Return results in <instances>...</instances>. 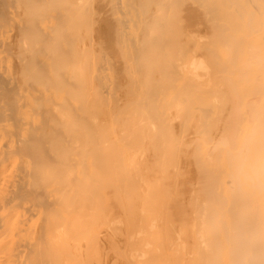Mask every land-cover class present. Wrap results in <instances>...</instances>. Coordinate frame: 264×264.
Instances as JSON below:
<instances>
[{
    "label": "bare ground",
    "instance_id": "6f19581e",
    "mask_svg": "<svg viewBox=\"0 0 264 264\" xmlns=\"http://www.w3.org/2000/svg\"><path fill=\"white\" fill-rule=\"evenodd\" d=\"M86 2L89 3V1H86ZM86 2H85V0H0V49H2L3 52H4V50H6V52H7L6 54H8V52H10V51L11 52L9 54L14 53L15 58H16V66L15 67H17V69H16L17 76H16V78H14V77L10 76V74L5 70V68L2 65V58L0 57V107H2L3 105L8 106V103H7L8 95H10L11 92H14V93L18 92V93H24L25 94V99L23 102L19 98L16 99V101H17L16 106L17 107L15 110L18 113V119L14 123L10 122V120H8L6 117H4L5 116L4 115L5 110L0 108V264H105V261H106L105 256H106V254H108L107 252H109L108 249H107V252L105 251V249L107 247L106 244H108L107 242L110 241L113 244V246H114L115 242H118L115 240L116 238H114L112 236L113 234L110 235V233H112V232H110L112 229H110V231H108V232H110L108 234V232L105 228L106 225L108 224L107 223L108 220L111 219V218L109 219V217H112L115 214V212L112 216L109 215V213L106 214L107 209L110 207V205L112 206V203L114 204V209L116 208L114 198H116V200L119 198L118 199L119 201H120V199H122V196H120V194L118 195V193H117L118 189L119 188L122 189V187L119 186V188H117L118 187L117 185L116 186L113 185V182L116 181L118 176H119L118 173H120L118 171V169L120 168L123 170V168H121V165H120L121 163L118 160H119L120 156L125 152V150L129 149L131 144L134 145V147L136 146L135 144H139L138 145L139 147L136 146L138 148H136V147L135 148L133 147V148H134V150L135 149L136 150L141 149V151L143 152L144 151V149L142 150L143 146L141 147L140 145H144V144L146 145V143L147 144L149 143L147 141V139H146V141H144L145 139H143V135L146 134V131H147V133H150V135H151L149 137L152 138V132H153L152 129L159 125L158 121H157L158 125L153 122L154 125H156V126L152 127L153 125L151 126V124H149L151 126V128H150V126L148 124L145 125L144 121H146V119H143L142 122L140 121L142 119V117L146 118V116L144 114H142V117H139L140 114H139V116L137 115L138 121H140V122L137 121V118H135L134 120H136L137 123H139V124L140 123L142 124L144 122V128L141 130L143 131L144 129H148V130L150 129L151 131L149 130L150 131L149 132L148 130H146L144 133H141V131L138 130V132L140 131L139 134H140V137L142 136L143 140H141L140 137L137 138V140H134V138L132 140H130L128 137H126V138H124V137L125 136H129L130 138L133 137L131 135L132 133H129L133 130V128H132L133 122L130 121L131 117L127 116L129 118V122H125L126 119L122 120L126 124L129 123L131 125V130L128 132L129 134L124 132L123 135H121L119 133L118 136H120V135L121 136L118 137L116 135L118 134L117 129L120 126V124H119L120 122H119L117 116L115 115L116 118L113 119L112 121H113V125L116 126L115 129L117 128L115 130L116 135H114L113 138L109 139L108 138L109 134H110V133H108L109 130L108 131L105 130V129H107L106 125H108V124L105 122V128H104V126L102 127V123H104V121L101 123V120H99L96 115H92V116L89 115V112L86 109L87 105H85L86 104L85 99L87 98L86 97L87 94L84 98V94H85L84 90H86V89L83 87H85V86L78 85L79 80H80V82H79L80 84L83 81L85 82L84 77H81V79H83L82 81L80 78H78L79 76H81V74H79V72H78L79 70L76 71L78 73V74L76 73L78 77L76 76V74L74 75V73H73V75L70 74L71 76H68L67 74H65L66 70H68L69 68L75 69V67H79L76 64V60H78L81 57V58H83L82 60L84 61L86 56H87L86 53L89 50H86L83 48L84 50L82 49V52L84 53L85 57L84 56L82 57L83 53H82V55H81V53H79V55H81V56L78 57V52H77L78 50L76 51V50H74L75 48H73L75 45L74 46H71V45L66 46L67 45L66 44L67 41L65 38L66 35L63 32V30H75V28L78 26V23L80 21L82 13H84V11H85L84 7L86 6L85 5ZM91 2L92 1L90 0V3ZM100 2H99L100 5L101 4H102V6L106 5V8H108L107 12L109 14L108 16L110 19L109 25H111V27L109 29V30H111V34L109 33L108 36H112L111 43L109 42L110 40H108L107 37H105V38L109 42V46L112 49L114 47V52L112 51L113 54H111V52H110L111 56L112 55L114 56L116 54V52H118V54H120L119 51L121 52L122 50L128 51V56H126L128 58L126 61L123 57L121 58L118 55H116V56H118V58L120 60L121 59H124V60H121V62L119 63L117 61L118 60L117 58H116L117 60L113 59V61H114L113 65L114 66L117 67L116 64L119 63L120 66H118L117 68H119V67L123 68L124 67V69H126L128 64H129V61L132 62V61L138 60V59L140 61V59H142L143 62H141L142 63L141 66L142 67L144 66L143 70H144V73H146L144 75H147L148 80L150 79L148 76H150L153 71L154 72L158 71L157 72L158 77L160 75H163V76L170 79V80L169 79L167 80V78L166 79L163 78L165 83H166V81H168V82L171 81L170 82V84H171L172 80H173L175 83H177L179 85V89H180L179 93L181 92L183 94V92H185L188 88L190 89L193 87L194 90H196V88H203L204 89V88L209 87V83L207 81L202 82L201 80L198 79V76L200 75L199 74L200 69L206 71L210 65V67H211L210 73H213L212 72V69H213L215 75H218V77L220 75V78L222 75V79H220V80L221 81L224 80V82L222 81V83H224V85L226 86V88L229 91L233 92L230 94L234 95L233 99L235 102H234V104L233 103L231 104L233 106V107L232 106L231 107H232L234 112L232 110L229 111V109H228V111H229V113L227 112L228 114H230V112L232 111V114H230V117L228 118V120L231 118L230 124L226 120L227 123L229 124L228 129H226V131H228L226 134V137L228 138V135H229L228 142H226V143L222 142L223 146L220 148L217 147L216 149H214L215 147L213 145L212 152H215L214 150H216V152H215L216 154L208 152L209 150L207 151V153L210 154L208 156L212 158V161L214 160L213 158H215V160H216V158H219V156H221V153H223L224 155L225 154L228 155V156H225L226 161H224V163L220 159H219L220 161L217 160L220 163V165H217V167H216L219 173L218 172L216 173L217 170L215 171V178H217V182H218L215 187H216L217 191L220 193H221L222 186L224 187V184L226 183L227 189H225V188L224 189L226 191L227 190L229 191L228 188H230L232 194L235 196V194L237 192V191L235 192V190H237V188H238V186L236 187V185H237V183L238 184L240 183V179H239L240 174L243 173L244 170L247 173L246 168H248V179L245 176L246 177L245 179L248 180V220H247L248 221V230L245 231L243 228L238 230V229H236L237 227L231 225V221L230 222L228 221V220H231V218L233 217L231 215H235L236 213L234 212V209L230 208L232 206H230V207H227V205L225 206V204H224V199H225L224 195L225 194L221 193L224 196V199L222 200L223 204L219 203V202L216 203L217 201L216 200L214 201V199L212 201L209 196H208L209 198H207L206 196L204 197L203 194H205V192L202 191V193H201V189H202L201 187L202 186L199 183V185H200L199 189L200 190L199 189L197 190L198 193L196 194L197 195L196 197H199L198 194L200 191V195L203 196L202 199L205 198L204 203L202 202L205 206L207 204H210L213 206L216 205V207H219L221 210L223 209L222 211L225 213V215H223V216L226 217L228 215L227 217L229 219L228 220L226 219V220L230 223V226H232L231 229L234 227L232 229V231L233 232L235 231V232L234 233L232 232L233 233L232 234L230 232L231 229L228 226L229 227L228 229H230L229 232L231 233V237L234 235L232 237L233 240L238 237L239 233L241 234L240 236L243 235L246 238L248 237V247H246L244 249V250H248V261H247L248 264H264V0H104V2H105L104 4L102 3L103 2L102 0H100ZM89 4H88V6H89ZM95 4L97 5V2ZM96 9H99V7H95V10ZM100 9L97 10V11H99V12H97L98 13L97 14L98 19H101V17L103 18V16L100 14L101 13ZM104 9H101L103 13L107 10V9L106 10H104ZM86 10H88V9H86ZM85 12H87V11H85ZM86 14H88V13H86ZM91 14H92V12L90 13V15ZM99 14L101 15L100 18H99V16H100ZM103 15H105V14H103ZM90 18L91 17H89L87 19H90ZM98 19H96V20H98ZM95 21H94V24H95ZM89 23H91V22H89ZM89 23H87V25ZM106 24L108 25V23H106ZM80 25H81V22H80ZM109 25L107 26L108 28H109ZM100 26H102V20H101ZM79 27H81V26H79ZM87 27H89V26H87ZM83 28H85V27L83 26ZM105 28L101 27V29H105ZM92 29L96 30L94 26ZM79 30H81V29L79 28ZM82 30H84V29H82ZM89 30H90V27H89ZM109 30H107V31H109ZM203 30H204V32H206V35H204V36L202 35ZM75 31H74V33H75ZM101 31H104V30H101ZM97 33H96V35H97ZM105 33H106V31H105ZM80 34H81V36H83L86 33L83 32V34H82V32H81ZM80 34H79V36H80ZM88 34L90 35V31H89V33H87V36H88ZM102 34H103V32H101V35ZM104 34H103V38L106 35V34L105 35ZM99 35H100V33H99ZM100 38L102 39V36ZM108 38H110V37H108ZM94 39H95V36H94ZM81 40H82L81 42H83L84 39H81ZM97 40H95V41H97ZM68 42H70V41H68ZM87 44H88V42H87ZM187 44H189L190 47H193V46L200 47L201 51L204 53L203 56H205V57L201 58L198 54L197 55L199 57H197L195 54H193L191 56V60L188 64L186 61V59L189 56V54H188L189 50L188 51L186 50ZM87 46H86V48H87ZM104 46H105V44H104ZM107 46H105L106 50L109 48V47L107 48ZM189 46H188V48L190 49ZM82 47H84V46L82 45ZM97 47L98 46H96L95 48L97 49ZM100 47L102 49V46H100ZM94 49H93V51H94ZM101 49L98 48L97 51L99 50V52H100V51H102ZM111 50L109 49V51H111ZM80 51H81V49H80ZM97 51H94V52H97ZM101 53H102V55L105 54L103 52H101ZM99 55L100 54H98V56ZM108 56L110 57L109 53H108ZM120 56H122V52H121ZM2 57H4V56H2ZM77 57H78V59H77ZM102 57H103L102 59L106 58V57L104 58V55ZM10 59H11V57H10ZM88 59H89V57H88ZM80 61H81V59H80ZM102 61H104V60H102ZM122 61H125L126 64L123 63ZM94 62H95V59H94ZM98 62H99V60H98ZM112 62L109 60V63H112ZM11 63L13 64V66H11V67L13 68L15 64L12 61H11ZM84 63H85V61H84ZM88 63H85V64L87 65ZM104 63H103V65H104ZM122 64H123V66H122ZM113 65H111V67ZM83 68H86L85 65L83 66ZM113 68L114 67H112V71H113ZM134 69H136V67ZM14 70H15V68H14ZM98 70H99V68H98ZM202 70H201V72H202L201 74L203 76ZM71 71H72V69H71ZM81 71H85V69H82ZM123 71L125 72L126 70H121V73ZM11 72H14V71L12 70ZM119 72L117 71L115 74H117ZM126 72H128V71H126ZM80 73H82V72H80ZM87 73H86V75H87ZM206 74L209 77L212 76V74L208 75L209 71H207ZM118 75L120 78L121 74H118ZM144 75L142 74V76H144ZM155 75H156V72H155ZM155 75L153 73L154 78H156ZM122 76L123 77H121V79L124 78V75H122ZM202 76H200V77H202ZM207 76H205L204 78H207ZM214 76H212V78ZM92 77H94V76H92ZM127 77H130V75L129 76L127 75L125 78H127ZM158 77L156 79L151 78L154 80L153 81L154 83H152V84L155 85L156 84L155 82H158V79H160V77L159 78ZM218 77L215 76V79H217ZM115 78L117 79L118 76H116ZM125 78H124V80L127 81L128 79H125ZM204 78H202V79H204ZM75 79H76V81H75ZM139 79H140V81L144 82L141 85H144L147 82V81H144V80H146L145 77H144V79H143V77L139 78ZM141 79H143V80H141ZM89 80H90V78H89ZM118 80L123 81V80L117 79V81ZM131 80H132V78L130 79V81ZM218 80H219V78H218ZM247 80H248V97H247L248 103L246 102V105H248V110L245 109V111H246L245 113H248V115H247L248 116V124L246 123V126L248 125V127H247L248 128V139L244 135L246 130H244V133H243V135H244V137H246V139H242V140L237 139V138L230 139L231 138L230 135L234 136L235 134H237V131L239 130V127H240L239 121H240L241 115H240L239 110L237 108L238 107L237 103H238V100L240 98H242L243 97L242 95L244 94L243 92H241L240 84L244 81H247ZM133 81L135 82L134 78H133ZM151 81H150V83H151ZM216 82L217 81H215L214 84ZM132 83L130 82V84H132ZM159 83H160V81H159ZM165 83H164V85H162L160 83L162 86L160 84L159 85L156 84L159 86V88H158L159 90L157 92H159V91L162 92L161 90H163V89L160 90V88L167 85ZM96 84H97V82H96ZM216 84H218V82ZM83 85H85V83H83ZM113 85H115V83ZM156 85H155V87H156ZM218 85H217V87H218ZM222 85H220L219 88ZM130 86H132V85H130ZM148 86L150 88L153 87V86H151V84H149ZM167 86H169V85H167ZM122 87H123V91H122ZM122 87H120L118 85L117 91H119V92L122 91L121 93H123L125 91V89H124V86H122ZM82 88H83L84 92L82 91ZM93 88H94V86H93ZM95 88L97 89L96 86H95ZM95 88L93 89L94 91H96ZM103 88L107 89L108 87H103ZM226 88H224V87L222 88L224 96L226 94L225 92H228V94H229V91L224 90ZM88 89H90V88H88ZM111 89H112V92H114L113 86ZM120 89H121V91H120ZM166 89H167V87H166ZM137 90H138V88H137ZM197 90H199V89H197ZM213 90H214V88H213ZM212 91H211V93H212ZM96 92H98V91H96ZM96 92H94V93H96ZM104 92H105V94H107L106 90ZM136 92H138V91H136ZM94 93L92 96L95 98ZM98 93H100V92H98ZM121 93H119V94H121ZM146 93H148V92H146ZM218 93H219V91H218ZM212 94L217 95L215 91ZM220 94H221V92H220ZM101 95H99L98 97H101ZM112 95L113 94H111L110 98L113 97ZM146 95H148V94H146ZM103 96H102L103 99H105L107 97V95H106V97L104 96L105 98ZM119 96H121V95H119ZM124 96H126V92L124 93ZM178 96H179V94H178ZM221 96H222V94H221ZM221 96H219V98ZM116 97H117V95H116ZM126 97H124V98L126 99ZM136 97H137V95H136ZM225 97L231 98V96L228 97V95H226ZM225 97H223V98H225ZM114 98H115V96H114ZM119 98L121 99L122 97H119ZM119 98H115V99H119ZM40 99L42 101L44 100L46 102V104L42 105V103L41 104L39 103L40 104L39 105L38 102H40V101H37V100H40ZM103 99L100 98L99 101L100 100L104 101ZM13 100H14V98H13ZM72 100H76L80 103L77 105V108L72 105ZM127 100H129V99H127ZM132 100H133V97H132ZM149 100H147L148 104H151L149 102ZM183 100H184V98H183ZM183 100L181 102H183ZM226 100L228 101V99H226ZM112 101H113V99H112ZM216 101H217V98H216ZM5 102L7 104H5ZM34 102L38 105V107H36L37 105H35ZM96 102L97 101L94 102L95 105H98L99 103L96 104ZM122 102L120 101V103H122V104H120L121 106H119L120 108L117 107L119 101L116 102L117 104L114 106H116V109L117 108L118 109L116 111H114V113L118 112L122 107H124L122 105L125 103V101L122 100ZM128 102H131V99L129 101H127L126 104H128ZM176 102H177L176 100L174 101V103L172 101V103L174 105H176ZM214 102H215V100H214ZM220 102H222V100H220ZM223 102L224 103L226 102L225 99ZM103 104H104V102L101 103V105H103ZM105 104L107 106L108 102L106 103V101H105ZM111 104H114V103L111 102ZM215 104H216V102H215ZM32 105H35V109L37 108L40 112L39 113L40 115L38 114L39 118H37V119H31L29 117L28 118L26 117L27 112H28V107L32 106ZM91 105H92V103H91ZM137 105H139V103ZM223 105L225 106V104L222 103V107H223ZM228 105H229V103H228ZM6 106H3L4 109L5 108L7 109ZM99 106L100 105H98V107ZM217 106L220 107L221 105L219 106L218 102H217ZM11 107L12 106H10V108ZM147 107H149V106H147ZM151 107L153 108L154 105L151 104L150 108ZM172 107H174V109L177 110L175 108V106H172ZM177 107H179V106H177ZM13 108H15V107H13ZM101 108H103V106ZM104 108H106V107H104ZM107 108L105 110H107ZM228 108H229V106H228ZM245 108H247V107H245ZM31 109H33V108H31ZM109 109H112V108H109ZM114 109L115 108H113V110ZM123 109L124 108H122L121 110H123ZM179 109H181V108H179ZM179 109L177 110V113H178V111L180 112ZM199 109L203 112L205 110V109L203 110L202 108H199ZM221 109L223 110V108H221ZM221 109L218 110L219 111V113H218L219 116L217 115L218 118L221 115V112H220ZM224 109H225V107H224ZM1 110H3V112H1ZM148 110H149V108H148ZM207 110H208V108L206 109L205 112H207ZM98 111H99V109L97 110V112ZM150 111L152 113L153 109ZM150 111H149V113H150ZM169 111H170V109H169ZM208 111H211V110H208ZM106 112H108V111H106ZM106 112H105V115H106ZM130 112H131V110H130ZM203 112H200V113L205 116V113H203ZM181 113L183 114V112H181ZM128 114H129V112H128ZM128 114H124L122 116H125ZM187 114H190V113H187ZM207 114H208V112H207ZM228 114H227V116H228ZM148 115H150V114H148ZM151 115L153 117V114H151ZM176 115L178 116V114H176ZM200 116L201 115L199 114L198 117L200 118ZM204 116H202V117H204ZM22 117H23V120L21 121ZM172 117H173V115H172ZM174 117H176V116L174 115ZM100 118H101V116H100ZM121 118H120V120H121ZM153 118L155 119V117H153ZM196 118H194V119L196 120ZM204 118L206 121H209V119L208 120L206 119L207 116H205ZM215 118H216V116H215ZM215 118H212V119L214 120ZM107 119H106V121H107ZM178 119H180V117ZM201 119L202 118H200L201 122L204 121ZM219 119H222V117ZM184 120L185 119H183V121ZM172 121H171V123L173 124V122L176 120H174L173 122ZM198 121L199 120L197 119V122ZM210 121L209 122L204 121L203 123H208V124L212 123V121L211 122ZM222 121H223L222 124H224L225 123L224 120H222ZM201 122H199V123L202 124ZM213 122H215V121H213ZM216 122H217V120H216ZM218 122H220V120H218ZM137 123H133V124H136V127L138 126L139 128L143 127V125L139 126ZM146 123H148V121H146ZM215 123L214 124L212 123L213 126L217 125V123L216 124ZM172 124H170V125H172ZM175 124H177V126H178V123L175 122L174 125ZM179 124H181V122ZM182 124L180 125L181 127L179 128V130L177 129L180 134H182V132L180 131L181 128L186 127V129H187V126H185L187 124L183 125L184 127H182ZM219 124H221V123H219ZM225 124L223 126H225ZM124 127H125L124 125H123V127L120 126V128H124ZM136 127H134V130L139 129V128L136 129ZM175 127H176V125L173 126V128H175ZM214 128H215V126H214ZM224 128H227V125L225 127H223V129ZM127 129L128 128L125 127L124 130L127 131ZM201 129L204 132V127L199 128L198 130H200V132L197 135L201 134V132H202ZM216 129H217V127H216ZM121 130L120 131L118 130V131L121 132ZM181 130H183V129H181ZM192 130L193 129H191L190 131H192ZM194 130L191 132V134L194 133L193 135H195ZM219 130H220V132L222 130L220 126H219L218 131ZM104 131H105V133L107 131L108 135H105ZM155 131H154V133H155ZM166 131H167L168 136H170V137H168L169 139H164V141H163L164 144L163 143L162 144L165 147H166V143H170V141L166 142V140H170L171 138L175 139L176 136H178V139L181 138V137H179L180 135L177 132H176L177 134L175 133L176 134L175 137L171 134L172 132L169 133L168 132V131H170L169 127H168V130H166ZM216 131H214L215 132L214 134H216ZM187 132H185L186 133L185 136L187 137V138L185 137L186 141L188 138L192 137V135L190 137H188L187 135L189 133L187 134ZM196 132H198V131H196ZM206 132H208V131H206ZM133 133H137V132L134 131ZM209 133L212 134L211 132H209ZM148 135L146 137H148ZM160 135L163 136V138H166V137H164V135L162 133ZM197 135L193 136V137L198 138L199 136H197ZM201 135H203V133ZM205 135H206V133L204 134V136ZM222 135L223 134H221L220 136H222ZM224 135H225V133H224ZM224 135L222 137L225 138ZM106 136H108V137H106ZM165 136H166V134H165ZM146 137L144 136V138H146ZM182 137L183 138L181 139V142H182L181 144H183V146H184V141H185L184 135H182ZM207 137H208V133H207ZM214 137H215V135H214ZM163 138H162V140H163ZM139 139L141 141H144L145 143L140 144L141 141H139ZM208 139H209V137H208ZM208 139H204V140H208ZM213 139L215 140L217 138H213ZM160 140H161V137H160ZM209 140H211V139H209ZM218 140H219V138H218ZM150 141H152V139H150ZM175 141H177V138L175 139ZM195 143L196 142H194V144ZM216 143H218V141H216ZM152 144L154 146V143H152ZM173 144H176V146H174V148H176L175 149L176 151L173 150L174 152H181L182 151L181 150V149H183L182 145L178 144V145H180L181 149L179 148V150H181V151H179V150L177 151L178 145L176 142H173V143L171 142L170 147L173 148ZM192 144H190L189 147L191 149H194L195 147L194 148L191 147ZM199 144H197V145H199ZM213 144H215V143H213ZM218 144H220V140H219ZM163 146H161V147L164 149ZM156 147L162 149L160 147V145L158 146V144L156 145ZM196 147L199 148V146H196ZM147 148L150 150L152 149L150 146ZM172 148L166 147V149L168 151L171 150L170 152H168V155L174 154L172 151ZM190 148H187L188 151L186 149L185 150L187 152L192 153L193 150L190 151L189 150ZM209 148H211V147H209ZM163 149L161 151H165ZM134 150H132V147H131L130 151L132 152ZM139 150H138V153L140 152ZM150 150L146 151L147 155H149V153H151V160L150 161H152L153 157H154L153 158L154 160H157L158 157H155L154 152H157V154L161 153L159 151V149H157L158 151H155L156 148L154 150V147H153L152 150H154V152H151L152 150L151 151ZM142 152H140L141 155H142ZM140 153H139V155H140ZM152 153L154 156H152ZM161 154H164V158L162 157L163 155H160V154H158L157 156L160 155L159 158L164 159V162H162V159H160V160H161L162 164L164 163L163 165H165V167L168 166L166 164H169V165L172 164L173 165V162H171L170 160L174 156L171 157L172 155L171 156L169 155L168 157H171V158H169L170 163L169 162L167 163L168 157H167V160L165 163V158L167 156L166 155L167 153L165 154L164 152H162ZM193 154L194 153H192V155ZM211 154H213V155L211 156ZM132 155H134V154L132 153ZM139 155L136 154L135 156L137 157ZM143 155L146 156V154H143ZM176 155H178V158L181 161H182L183 157L185 158V155H186L189 158V162H188V160L186 161L185 159H183L186 162L185 164L189 165L192 163V161L190 160V157L188 156L189 153H188V155L185 153V155L183 157L181 156V154H180V157H179V154H176ZM224 155H222L223 158H224ZM135 156H132V157L135 158ZM145 156H139L138 159L140 157H142L145 160ZM129 157H130V155H129ZM181 157H182V159H181ZM134 158H133V160H134ZM142 158H141V160H142ZM148 158H150V157H148ZM175 158L176 157H174L173 159L175 160ZM193 158L195 159V156H193ZM179 159L177 161H179ZM194 159H193V162H194ZM240 159H244L245 163L240 162ZM135 160H134V162H135ZM120 161H122V160H120ZM177 161L174 162V164H176V163L178 164ZM181 161H180V165H178V166H181V168L177 167L178 171H179V169L182 170L183 166L185 168H187L186 165H183V163ZM212 161H210V162H212ZM217 161H215V162L217 163ZM16 162H18L16 167L19 165L18 169L15 168L16 169L15 173L11 174V170L9 169V167H11V165H14V163H16ZM153 162L155 163V161H153ZM161 162H159V160H157V163H161ZM140 163H142V161ZM148 163H150V162H147V163L143 162L142 164L147 165ZM181 163L183 166L181 165ZM216 163H214V165ZM195 164H196V162H194V165ZM131 165L133 166L132 163H131ZM159 165L157 164V166H159ZM172 165H171V173L175 169V165H174V168H172L173 167ZM134 166H133L134 168L133 167H131V168L135 169L137 166L139 167L138 164L134 165ZM149 166L150 165L148 164L147 168L149 170H151V168H149ZM191 166H192V164H191ZM138 167L135 170L137 172L139 171L138 173H140V170H137V169H140ZM140 167H144V166L140 165ZM196 167H198L197 164H196ZM196 167H195V169H196ZM11 168H14V167L12 166ZM169 168H167V169H169ZM191 168L188 167V169H186V170H189L188 172H186L183 168V170L186 172V173H184V171L182 170L183 174L181 173V175L185 176L183 178H187L186 177V176H188L187 173H189L192 170ZM199 168L200 167H198V169H196V170L194 169L195 171L193 173L195 174L196 171L198 173H200L202 168H201V170ZM130 169H129V171H130ZM133 169H132V171H133ZM144 169H142V170H144ZM156 169H158V168H156ZM167 169H166V171L168 172L170 169L169 170H167ZM213 169L214 168L210 169V171H212ZM158 170L160 173L162 171L163 175L165 173L168 176V174L170 173V172L167 173L166 171L164 172V166L161 169L159 168ZM144 171L146 172V169ZM175 171L173 173L174 174L177 173L176 178L177 177L179 178V174H180L179 172L180 171L179 172H177V171L175 172ZM143 172H142L143 175L146 174L145 172L144 173ZM223 172H224V174L227 173L231 176L229 179V175H226V176H228L227 178L229 179V182L231 183V186H229V187L227 186L228 184L230 185V183H228V182L223 183V185L221 186L223 181H220V177H222L220 174H222ZM133 174H134V171H133ZM153 174H155V173L152 172L151 175L153 176ZM157 174H158V172H157ZM201 174H203V173L201 172ZM212 174H213V172H212ZM134 175H132V176L136 177L137 174H134ZM143 175L138 174L137 176H140L139 177V179H140V178H142ZM198 175H200V174L196 175L197 178L199 179L201 175L200 176H198ZM242 175H241V177H242ZM164 176H165L164 178L167 177L166 175H164ZM157 177L158 176H156V178ZM192 177L194 178L195 176H191L190 180L193 179ZM224 177L225 176H223V178ZM143 178L141 180H143ZM145 178L147 179L148 177L145 176ZM150 178L151 177L149 176V179ZM156 178H154V179H156ZM171 178H173V174H172ZM171 178L167 179L168 180L167 182H169V184L165 181L166 179H164L166 184H168V186L166 185L168 187V189H170L169 187H170L171 181L173 182L176 179V178H173V180H171ZM178 178H177V181H178ZM197 178L195 177L193 179V181L196 179L197 184H198L200 179L198 180ZM242 178L244 179V177H242ZM121 179H123V181H124V178H122V177L119 178L120 183L122 184L123 181ZM149 179H147L144 182L138 181L139 182L138 183L136 181L138 179L135 180L133 178V183L135 181V183H134L135 187L139 188L137 191L139 192V190H140V192L138 194H140V195L142 194L140 201H142V199H143L142 202L145 204L144 207H148V208L150 207L149 204H151L150 201L148 202V200H151L149 197H150V195L155 194V193H153L154 189L151 186L152 181L151 180L148 181ZM119 180H118V182H119ZM129 180L132 181V179H128V181ZM158 180H160V179L158 178ZM158 180L157 179L155 180V185H156ZM161 180H162V182H164L163 179H161ZM188 180L183 179L182 182L185 183V181H187V182H189V184L192 185L193 181L192 180L188 181ZM224 180H226V178ZM180 181H181V179H180ZM196 181H194L193 183H195ZM140 182H142L143 185L146 183L145 184L146 189L151 184L149 186V189L152 188V189H150V191L153 190L152 194H150L149 193L150 191L148 192V190L145 193H148L149 195L144 193L145 194L144 197L147 198V196H148V199H147L148 203L145 201V198L143 197V191L144 190L140 189V187L142 188V185H141L142 183L140 184ZM149 182H151V183L149 184ZM130 183L131 182H129V187L133 186ZM203 183H205V182H202V184ZM138 184H140V186ZM157 184H158V186L156 189L158 191H159V189H163L162 187L159 188V185L161 183H157ZM178 184H179V181L176 184L174 183V186H172L173 184L171 185L172 186L171 189L173 190V192L172 191L171 192L175 194V195L172 194L175 197H176V194L178 192L175 193L174 189L177 188L178 191H180L179 186L177 187ZM187 184H186V186L188 187V188L186 187L187 191L185 190V185H181V187L184 186V189H182V191L183 192L186 191L185 193H189L188 191L190 190V194L193 193L191 191L195 190L194 189L195 187L192 189V186H194V185L191 186V185H187ZM197 184H196V186H197ZM175 185H176V187H175ZM232 185H234L235 190H232V189H234L232 187ZM126 186H127V184H126ZM203 186L205 188L206 185H203ZM135 187L134 188L130 187L128 189V192L132 188V189H134L133 193L135 192L137 194V191H135ZM167 187H166V189H167ZM143 188H144V186H143ZM189 188H191V189H189ZM197 188H198V186H197ZM206 188H207V186H206ZM166 189L164 188L163 189L164 191L161 190V192H159V193L161 194L162 192L163 193L166 192ZM216 189H215V191H216ZM141 190H143V191L141 192ZM204 190H206V189H204ZM120 191H121L120 193H122V190H120ZM158 191L156 193H158ZM226 191L223 190V192H226ZM228 191L226 193V198H228L227 194L230 193V191L229 192ZM125 192L127 193V191H125ZM207 192H208V190L206 191V194H208ZM131 193H132V191H130V193L127 195L129 196ZM133 193L130 195L132 198V200L130 199V201H134L133 200L134 197H135V200L137 199L138 194L136 195ZM180 193H178V194H180ZM194 193H196V192L194 191ZM109 194H111V195L115 194L114 195L115 197L109 196ZM190 194H188V195H190ZM215 194H216V192H215ZM218 194L219 193H217V195ZM238 194H240V192ZM238 194H236V195H238ZM116 195H118V198L116 197ZM132 195H134V197ZM140 195H138V198L140 197ZM167 195H169V193ZM124 196H125V194H124ZM157 196L159 197V194H157L156 196L154 195V197H151V198H154V200H155L157 198ZM160 196L163 199L165 198V200H167V198L169 197V196L167 197V196H162V195H160ZM181 196H182V193H181ZM181 196L178 195V198L176 197V199L178 200L179 197L181 198ZM190 196H192V195H190ZM241 196H243V195H241ZM111 197L113 198L114 202L111 203L109 201V203L107 204L106 203L107 198H111ZM127 197H124V198H127ZM183 197L181 200L179 199L178 202L183 201V199H185V196H183ZM188 197L189 196H187V198ZM243 197H245V196H243ZM112 198H111V200H112ZM221 198H222V196H221ZM171 199L173 201L174 198H171ZM118 200H117V206L120 207V204H118L119 203ZM125 200H127V199H125ZM154 200H153V202H155ZM235 200L237 201L238 199L235 198ZM242 200H245V198H242ZM161 201H163V200H161ZM184 201H186V200H184ZM187 201H189V202H187V205H189L188 203H190L191 201L189 199ZM207 201H209V203ZM228 201H229L228 205H230L231 200H228ZM194 202L191 203V204H193L191 206V209L194 206ZM206 202H207V204H206ZM239 202H240V200H239ZM120 203L122 206V207H120V209L122 210L124 203L123 202H120ZM132 203H135V205L133 204L134 205L133 209L135 206H136V208H135V211L133 210L135 212V213L133 212V214H136V211H138L137 206L141 204L143 207V203L137 204V200H136V202H132ZM159 203H160L159 201L157 203L155 202V205H157ZM162 203H164V202H162ZM165 203L167 204L166 201H165ZM165 203L162 204V205H164L163 208H166ZM173 203H175V201L172 202L171 208H173L172 210L175 209V216L177 213L176 212L177 209L179 211L181 210L180 217H181V220L183 223L185 220V217H184L185 215H184V212L182 211V208L180 209V207H183L184 205L181 206L183 204L182 202H181L182 204L180 203V205H179V203H177L180 206L179 207L178 205L176 206V203H175L176 207L174 206L175 207L174 208ZM106 204L107 205L110 204L108 208L106 207ZM127 204H128V202H127ZM152 204H151V208L154 210V205H152ZM168 205H169V203H168ZM187 205H186V207H190ZM237 205H238V201H237ZM124 206H125V204H124ZM224 206L228 208V209H225L226 211L223 208ZM177 207H179V208H177ZM195 207H194L195 210L198 208L197 209L198 212L199 211L202 212L203 210L206 209V208L202 209L201 208L202 205L200 203L198 204V206H196V204H195ZM208 207L206 209L207 211L202 212L203 215L206 212L209 213V211L211 210L210 206H208ZM216 207L214 206V208H212V211ZM238 207L240 209V206H238ZM219 208H218V210H219ZM18 209H22L23 214L21 216L18 215L15 218V220L11 223V225L9 226L8 221H9V215L11 213L10 210H18ZM111 209L110 210L112 212H110V214H112L113 211H116V213L120 212V210L117 211L118 208L115 210L113 208H111ZM201 209H202V211H201ZM145 210H147V209H145ZM149 210H151V209L149 208ZM153 210H152V212H153ZM155 210H158V209L155 208ZM167 210L169 211V215H170L171 211L169 210V207L166 210H164V211H166L165 212L166 214L168 212ZM183 210H184V208H183ZM187 210L189 211V213H191L189 208L186 209V213H187ZM164 211H161V212H164ZM125 212H124V210L121 211V214H119L121 216L120 218L123 217L122 215H124V216H125V214L127 215V213H125ZM200 212L198 213V215L201 214ZM214 212H215V210H214ZM214 212H211L212 214L211 213L210 214L214 216V214H215ZM221 212L219 213L220 215H218L219 217L222 216ZM241 212H244V211H241ZM245 212H247V210ZM140 213H142V212L140 211ZM149 213H150V211H149ZM193 213H195V211H193ZM196 213H195V215H196ZM117 214H115V215H117ZM137 214H139V212H137ZM241 214H243V213H241ZM107 215H109V217ZM136 215H135V217H136ZM144 215H146V214H144ZM157 215H161V214L159 213ZM162 215H163L162 220L164 219V222H165L166 227H167L166 228L167 230H164V231H165V233H167L166 231H168V227L170 228V226H167V225L170 223H167L168 221H166L167 219L165 220V218H167L169 215L167 214L168 216H166L165 218H164L165 215L164 214H162ZM178 215L179 214H177V216ZM198 215H196V216H198ZM206 215L207 214H205V216ZM142 216H143V214H142ZM172 216L170 215L169 217L171 219L170 221L173 223ZM190 216L191 215H189V217ZM199 216L197 218H200ZM215 216H216V214H215ZM223 216H222V218H223ZM241 216H244V214ZM125 217H127V216H125ZM130 217L131 216L128 215L127 218L130 220V222L131 221L134 222L135 220L130 219ZM146 217H147V215H146ZM158 217L161 218V216H158ZM187 217H188V213H187ZM192 217L193 216H191V219H192ZM206 217L208 218V216H206ZM206 217H205V221L201 220V218H200L201 222H199V223L201 224V223L205 222L206 226L203 224L205 227H208V229H211V227L214 228V226H211V224H210L211 223L210 219L209 218L207 219ZM219 217H217V219ZM127 218L125 219L126 221L123 219L124 221H122V222H125V223H123V225L128 224L127 226H129L130 222L128 223ZM177 218H179V216ZM203 218L204 217H202V219ZM139 219L142 222L140 217H139ZM193 219L196 220V222H197V220L199 221V219H195V218H193ZM206 219L209 220L208 221L209 223L206 221ZM138 220H137V222H138ZM150 220H152V219H150ZM150 220L148 219L147 222L149 223ZM153 220L155 221V219H153ZM168 220H169V218H168ZM174 220L176 221L175 217H174ZM192 220L190 221L191 225H193L192 223H194ZM140 221L138 222V225L136 224L137 229H138L139 225L141 226V224H139ZM143 221H144V217H143ZM154 221H153V223H155ZM156 221L160 222L161 220L159 219ZM221 221L222 220H219L218 224ZM126 222H127V224H126ZM132 222H131V224H132ZM147 222L146 223L143 222L142 226L140 227V230L142 233L141 232L138 233L137 230H135V231H137V233L140 235H142L144 233L143 235H146L148 237L151 234L153 235L154 238L156 237V235L159 236V232L161 233L163 230L161 231V229H160V231H159L158 228H157L158 231L154 230L157 225H155V227L153 225V227H154L153 230L149 229L150 235L146 234L148 228L145 229L144 227L147 225L143 226V224H147ZM161 222H163V221H161ZM161 222H160V224H162ZM164 222H163V224H164ZM186 222L188 223V226L190 227V222L189 221H186ZM206 222L208 223L209 226L206 224ZM234 222H236V218H235ZM241 222L243 223V221H241ZM176 223H177V221H176ZM199 223H197V224H199ZM30 224L33 227L32 235H31L30 239L25 241V242L24 241L20 242V240L14 241V238H13L14 233L22 231L24 226L30 225ZM163 224H162V226H163ZM197 224L196 223L194 224V226H195L194 229H196L195 230V236L196 235L198 236L199 235L198 232H199L202 237H200V235H199L198 239L203 238V236L205 237V239L203 238L205 243L201 244V245H203V247L199 244V249H200V247L205 249V246H206V250H208V248L210 247L208 250L209 251L208 254H207V251H205L206 254L210 257V259L213 258L215 261L217 259V257L219 256L217 262L213 261L214 264L215 263L216 264H224V262L226 264L227 261L228 262L230 261V264H245L242 261L244 259L241 258L243 256L242 254H244L245 251L243 249H240L239 245H236L237 243L233 244L234 241L232 243V245L234 247L233 252L231 251V254H230V252H229V254L227 252V254L230 255L229 258H231V259L227 260L226 259L227 257L225 258V256L222 259L221 257L223 254H218L216 252V249L219 248V244L218 243L215 244V242H217V239H218L217 237H215V236H217V234L215 235V233H217L216 232L217 226L215 227L216 229H213V231H214V233H213L214 241L213 242L214 243L213 242L209 243L210 245L208 246L207 241L211 242V240H213V239H211V240L209 239L210 240L209 241L207 238L208 236L206 237V235H207L206 232H208L207 229H206V232H203V231H205L204 229H203V231L201 230L202 232H200V229H199L198 232L196 233V231H197L196 227L198 226ZM158 225H159V223H158ZM203 225H200V227H202ZM130 226H132V225H130ZM188 226H186V228ZM219 226L221 227V224ZM114 227H115L114 228V230H115L116 224ZM117 227H122V225L117 226ZM124 227H126V226H124ZM142 227L146 231L145 230L143 231ZM172 227H173V225H172ZM174 227H176V225ZM108 228H113V227L109 226ZM130 228H132V227H129V229ZM150 228H152V225ZM163 228L165 229V225H164V227H162V229ZM118 229H121V228H118ZM122 229H123V227H122ZM170 229H172V228H170ZM114 230H112V231H114ZM191 230H192V228H191ZM237 230L239 231V233H237ZM127 231L124 234H126ZM151 231L152 232L156 231V232H158V234H155V232H153L154 233L153 234V233H151ZM185 231H186V229H185ZM220 231L223 233V231H225V230L222 229ZM220 231L218 233H220ZM115 232H116V230H115ZM118 232H119V237H120V235H121L120 231H118ZM128 232H130V231H128ZM184 233H186V232H184ZM187 233H188V230H187ZM204 233H205V235H204ZM209 233L212 234V232H209ZM222 233L220 236H223ZM134 234L136 235V233H134ZM223 234H226V232ZM235 234L237 235V237ZM135 235H133L132 237H134ZM140 235H138V236L136 235V238L140 237V239L138 238L139 240L137 239L138 241L136 240L139 243H137L134 240L135 241L134 244L135 243L138 244V245L135 244L136 245L135 247L138 246L137 248L142 250V253L139 250V251H137V252H140L139 254H136L137 252L135 253V255L131 254L130 256H132L133 258L131 257L130 259H132V261H130V262L126 261L127 264H158L159 262L161 263V261L158 260L159 257H161L162 260H164L163 257H166L167 254H166V256L162 257L159 253L158 254L159 257L157 258V256H156L157 251H155L156 255H152L151 257L149 256L150 259H148L146 261V257L148 256V252L145 251L146 249L143 251V248H141V247H147V244H148V246L150 244L146 242V244H145L146 246H145L144 245L145 242H143V241L145 240L146 237L144 236V238H143ZM152 235L150 237H152ZM166 235L167 234H165V236ZM181 235H182V229H179L178 235H177L178 237L175 241L176 247L174 246V243H173V247H174L173 249H175L174 251L176 252V254H175L176 257L174 256L173 258H175L176 261L174 259L173 260L170 259L169 262L171 264H172V261H175L176 264H183V261H185L184 259H186L188 257L187 256L186 258L183 259V250H184L183 237L184 236L182 237ZM186 235H188V234H185V236ZM246 235H248V236H246ZM165 236L161 237V239L166 238ZM21 237H22V235L18 234L17 239H21ZM112 237H113V239H110ZM115 237H116V235H115ZM128 237H126V238H128ZM150 237H149V239H150ZM169 237L172 238L173 236L170 235ZM189 237L191 239V236H189ZM211 237L209 236V238H211ZM225 237L226 236H224L223 238H225ZM244 237H242V238H244ZM159 238H160V236H159ZM167 238H168V236H167ZM171 238H170V241H172ZM215 238H217V239H215ZM226 238H228V237H226ZM128 239L126 241L129 242L130 237ZM151 239H152L151 242L153 244V242L156 240V238L155 239L151 238ZM196 240H197V238H196ZM200 240H198L199 243H202V242H200ZM167 241H168V239H166V242ZM240 241H241V239H240ZM128 242H127V244H129ZM156 242L162 244V241H159V242L155 241V244H156ZM187 242H188V240H187ZM169 243H171V242H169ZM169 243H167L166 245L167 246L170 245ZM189 243H191V241H189ZM112 244H108V246L110 245V247L114 248L115 246L114 247L111 246ZM152 244L150 245L151 248H153L152 246H155V244H153V245ZM226 244L227 243L224 244V248H222L223 245H221V248L225 249ZM240 244H241V242H240ZM124 245H126V243H124ZM188 245L186 244V246H188ZM230 245L231 244L229 241L228 247L232 246V245L231 246ZM119 246L120 245H118L116 248H118ZM211 246H212V248H214V249H212L213 252L211 250ZM130 247H132V245ZM135 247L134 248L132 247L131 250H133V249L135 250L136 249ZM158 247H159V245L157 246V248ZM166 247H165V249H166ZM171 247H172V245H171ZM189 247H190V249H188V250H191V245ZM228 247H226V248H228ZM154 248L156 249V247H154ZM158 249L160 250V248H158ZM196 249H198V248L196 247ZM210 250L212 253L210 252ZM225 250H227V249H225ZM122 251H124V250L122 249ZM152 251L154 253L153 249H151V252ZM174 251H173V254H174ZM198 251H200V250H197L195 252L199 253ZM195 252H194V254H195ZM201 252L203 253L204 250L201 249ZM221 252L223 253V251H221ZM111 253H112V251H111ZM153 253H151V254H153ZM199 254H201V253H199ZM204 254L202 256H204ZM215 254L217 255L216 258H214L216 256ZM108 255H109V257L112 256V254H111V256H110V254H108ZM114 255H117V253ZM162 255H164V253ZM118 256H119V254H118ZM112 257H114V256H112ZM115 257H117V256H115ZM196 257H197V254H195V258ZM167 258L164 261H166V260L168 261L169 256H167ZM170 258H172V256H170ZM187 260H188V258H187ZM200 260H202V259L200 258ZM203 260H205V257ZM245 260H247V258ZM119 261H120V258H119ZM206 261L207 260H205L204 262L206 263ZM211 261H212V259H211ZM211 261H210V264H211ZM197 262H199L198 258H197ZM204 262H203V264H205ZM170 263H168V264H170ZM201 263H202V261H201ZM207 263H209V261H207ZM184 264H185V262H184ZM190 264H195L193 258L191 259ZM227 264H229V263H227Z\"/></svg>",
    "mask_w": 264,
    "mask_h": 264
},
{
    "label": "rangeland",
    "instance_id": "374dc122",
    "mask_svg": "<svg viewBox=\"0 0 264 264\" xmlns=\"http://www.w3.org/2000/svg\"><path fill=\"white\" fill-rule=\"evenodd\" d=\"M86 1H89V3H90V0H85V2ZM92 2L89 4L88 2H86V6L84 7V10L85 11H87V12H85L84 11V13H82V16H81V18H80V21H79V23H78V26L75 28V30L79 33H81L82 32V34H83V32H85L86 34H84L83 36H81V34H80V36H79V34L75 31V30H63V32H64V34L66 35V46H68V45H71V46H74L73 48H75L74 50H78L77 52H78V57H80L81 55H82V49L84 48V49H86V50H89V51H87V53H86V58H85V63H88L87 65L84 63V61L82 60L83 58H79L78 59V57H77V59L78 60H76V64L80 67H75V69H73V68H71L72 69V71H71V69L69 68L68 70H66V72H65V74H67L68 76H71L70 74H72L73 75V73H74V75L77 73L76 71L77 70H79L78 72H79V74H81V76H77V74H76V76L78 77V78H80L81 79V77H84V80H85V82L83 81V82H81V84L79 83L80 82V80L78 81V85H80V86H85V87H83V88H85L86 90H84L83 91V88H82V91L85 93H83L84 94V98H85V96H86V94H87V98L85 99V101H86V104L85 105H87V107H86V109L88 110V112H89V115H96L97 116V118L99 119V120H101V123L104 121V123H102V127L104 126V128H105V122L109 125H106V127H107V129H105V130H109V132L108 133H110L109 134V137L108 136H106V137H108L109 139H111V138H113L114 137V135H116V129H115V125H113V119H115L116 118V116H117V118H118V120H119V124H120V126H122L123 127V125L126 127V128H128L127 129V131L126 130H124L125 129V127L124 128H120V126H119V128L117 129V135L116 136H118L119 135V133L121 134V135H123V133L124 132H126V133H128L130 130H131V125L129 124V123H125V122H129V118L127 117V116H129V117H131L130 119V121H132L133 123H137V121H138V117H137V115L139 116V114H140V116L139 117H142V114H144L145 116H146V118H144V117H142V119L140 120L141 122H142V120L143 119H146V121H148V123H146V121H144L145 122V125L146 124H151V126L152 127H154V126H156V125H154V123L155 124H157V121H158V126H156V127H154L152 130H153V132H152V138H150L149 136H151L150 135V133H147V131L146 130H148V129H144L143 131L141 130V129H143L144 128V122L140 125L139 123H137L139 126H142L143 125V127H136V124H133L132 123V128H133V132L134 131H136L137 133H133L132 131L131 132H129V133H132L131 135L133 136H131L132 138H130L129 136H125L124 138H126V137H128L130 140H132L133 138H134V140H137V138H139L140 137V131H141V133H144L145 131H146V134H142L143 135V139H145L144 141H146V139H147V141L150 143H146V145L144 144V145H140L141 147L143 146V148H142V150L144 149V153L141 151V149L139 150L140 152H142V155H141V153H140V155H139V153H138V150H134V148L136 147V146H138L139 144H135L136 146L134 147V145H130V147H129V149H126L125 150V152L120 156V158H119V162L121 163H119L120 165H121V168H123V170L122 169H118V171L120 172V173H118V178H117V182L116 181H112L113 182V185H117L118 187L117 188H119V186L120 187H122V189L121 188H119L118 189V195L120 194V196H122V199H120V201L118 200L119 198H118V195H116V197L118 198L117 200H118V204H120V207H122L121 206V203L120 202H123L124 204H125V206H124V204H123V208H122V210L120 209V207L119 206H117V200H116V198H114V200H115V204H116V208L115 209H117V211L118 210H120V212H117L116 213V211H113V213L112 214H110V212H112L111 210V208H113L114 209V204L112 203V202H114V200H113V198L112 197H115L114 195L115 194H113V195H111V194H109V196H112L111 198H112V200H111V198H107V200H106V203L108 204L109 203V201L112 203V206L110 205V207H109V205H107L106 204V207L108 208L107 209V211H106V214H108L109 213V215H113L114 214V212H115V214H117V215H113L112 217H109V215H107L108 217H109V219L110 220H108V224L106 225V230H107V232L108 231H110V229H112V230H114V226H115V224H116V232H115V230L114 231H110V232H112V233H110V232H108V234L110 233V235H112L114 238H116L115 240L116 241H118V242H115V244H114V246H113V244L109 241V242H107L108 244H112L111 246H113L114 248H112V247H110V245L108 246V244H106L107 245V247H106V249H105V251L107 252V249H108V251L110 252H107L108 254H110V256H111V254H112V256H114V257H109V255L108 254H106V258H105V260L108 262H106L105 261V264H127V262H130V261H132V259H130L132 256H130L131 254H134L135 255V253L137 252V251H139L140 249H138L137 247H135L136 245L135 244H137V243H139V242H137L139 239H140V237H138V238H136V235L138 236V235H140V234H138V233H140L141 232V230H140V227L142 226V223L144 222V223H146L147 222V220L149 219H152V220H150V222L148 223L147 222V224H143V226L144 225H147V226H145L144 228L146 229V228H148L147 229V235H150L149 233V229L150 230H153L154 229V227H155V225H157L156 226V228L154 229V230H157L158 231V229H159V231H160V229H161V231L163 230H167L166 228V224H165V222H164V219L162 220V217H163V215L162 214H164L165 216H164V218L166 217V216H168L169 215V211L167 212V214L165 213L166 211H164V210H166L168 207H169V210L171 211V216L173 215L174 217H175V219H176V221H177V223H176V221L174 220V217L172 216V220H173V223L170 221L171 219H170V215L167 217V218H165V220L166 221H168L167 223H170V224H168L167 226H170V228H172V229H170L169 227H168V231H166L167 233H165V231L163 232H159V236H160V238H159V236L158 235H156V240L155 241H162V244L161 243H157L156 242V244H155V241L153 242V244H155V246H152L153 248H151V244H152V242H151V238H153V239H155L154 237H153V235H152V237H150V239H149V237L148 236H146V235H140L141 237H143L144 238V236L147 238H145V240L143 241V242H145L144 243V245L146 244V242L147 243H149L150 245V247L148 246V244H147V247H141V248H143V251L145 250V251H147L148 252V256L146 257V261L148 260V259H150V257L152 256V255H156L157 256V258L159 257V253H160V255L163 257V256H166V254H167V256H169V260L167 261H164L166 258H167V256L166 257H163L164 258V260H162V258L161 257H159V261H161V263L162 264H168V263H170L169 261H170V259L171 260H175L176 261V259L175 258H173L174 256L176 257V252L174 251L175 249H173L174 247H173V243H174V246L176 245V239H177V235H178V230L179 229H182V237H183V247H184V250H183V259L184 258H186L187 256V258H188V260H187V258L186 259H184L185 261H183V264H184V262H185V264H190V261H191V259L193 258L194 259V262H195V264H203V262L205 261V260H207V261H209V263H207V261H206V263L205 264H210V261H211V259H212V261H211V264H214V262L216 261L217 262V260H218V258H219V256L217 257V255L214 257V258H216L217 257V259L214 261V259L213 258H211L210 259V257L207 255L208 253H209V248H208V250H206V246H205V249H203L202 247H203V245H201V244H203V243H205V241L203 240V238L205 239V237L203 236V238H200V239H198L199 238V235H200V237H202L201 236V234L198 232V230L200 229V232H202L203 231V229L205 230V231H203V232H206V229L208 230V232H206L207 233V235H206V237L208 238V240L210 239H213V240H211V242H208L207 241V244H208V246L210 245L209 243H212L213 241H214V235H213V233H214V231H213V229H216L215 227L217 226V230H216V232L217 233H215V235L217 234V236H215V237H217V238H215V239H217V242H215V244L216 243H218L219 244V248L218 249H216V252L218 253V254H223L222 255V259L224 258V256H225V258L227 259V260H229V259H231V258H229V256L230 255H228L229 254V252H230V254H231V251L233 252V249H234V247H233V245H232V243H233V241H234V243L233 244H236V245H239V248L240 249H245L246 247H248V237L246 238V237H244L243 235L242 236H240L241 234L239 233V231L238 230H240V229H244L245 231H247L248 230V168H246L247 169V173H246V171L244 170V172L243 173H241L240 174V177H239V179H240V183L238 184L237 183V185H236V187L238 186V188H237V190H235V188H234V185H232V187L234 188V189H232V190H235V192H236V194H238L239 192H240V194H238V195H236L235 194V196L232 194V192H231V189L230 188H228L229 189V191H230V193L229 194H227V197L228 198H226V193H227V191L225 190V189H227L226 188V183L225 182H228V183H230L229 182V179H230V175L229 174H227V173H225L224 174V172L222 173V174H220L222 177H220V181H223L222 182V184H221V186L223 185V183H225L224 184V187L222 186V189H221V193L222 194H225L224 196H225V199H224V196L220 193V192H218L217 191V189H216V185H217V178H215V171L217 170V165H220V163L218 162V161H223V163H224V161H226V157L225 156H228V155H224L223 153H221V156H219V158H216V160H215V158H213L214 160L212 161V158L211 157H209L208 155H210V154H208L207 153V151L208 152H210V153H215L216 152V150H214L215 152H212V147H213V145H214V149H216L217 147L218 148H220V147H222L223 146V144H222V142L223 143H226V142H228V138H229V135H228V138L226 137V134H227V132L228 131H226V129H228V127H229V124H230V120H231V118L228 120V118L230 117V114H232V111H233V109H232V103L234 104V99H233V94H230V93H233L232 91H229L227 88H226V86L224 85V83H222V81L224 82V80H220V79H222V75H221V78H220V75H219V77H218V75H215L214 74V71H213V69H212V72L213 73H210L211 72V67H210V65H209V68L206 70V71H204V70H202V69H200V75L198 76V79L199 80H201L202 82H208L209 83V87L208 88H196V90H194V88L192 87V88H188L185 92H183V94L181 93H179V91H180V89H179V85L177 84V83H175L172 79V83L170 84V82L171 81H166V83H165V81L163 80V78H167V77H165V76H163V75H160L159 77H160V79H158V82H155L156 84H162V85H164V83L165 84H167V85H169V86H167V85H165L164 87H161L160 88V90L161 89H163V90H161L162 92H157L159 89V86L158 85H156V87H155V85L154 84H152V83H154L153 81V79H156L157 77H158V74H157V72L158 71H155L156 72V75H155V72L153 71L152 73H151V77L150 76H148L150 79V81H151V83H150V81L148 80V78H147V75H144V74H146V73H144V66L142 67L141 65H142V63L141 62H143L142 61V59H140V61H139V59L138 60H134V61H129V64H128V66H127V68L126 69H124V67L122 68V67H119V68H117L118 66H120L119 65V63L121 62V60H124L125 59V61L127 60V58L128 57H126V56H128V51L127 50H122L121 52H122V56H120V54H121V52L119 51V53L120 54H118V52H116V54L113 56H111V54H113L112 53V51L114 52V47H113V49L109 46V42L111 43V41H112V36H108V34L110 33L111 34V30H109L110 29V27H111V25H109L110 24V19H109V14H108V8H106V5H104V6H102V4L100 5L99 4V2H100V0H91ZM103 2V4L105 3L104 2V0H102ZM97 2V5L95 4ZM101 3V2H100ZM88 4H89V6H88ZM99 4V5H98ZM87 7V8H86ZM91 7V8H90ZM95 7H99V9L101 8V9H104V10H106L104 13L102 12V10L100 9V11H101V15L103 16V18L101 17V15L99 16V18L101 17V19H98V13L97 12H99V11H97V10H99V9H96L95 10ZM86 9H88V10H86ZM103 10V11H104ZM92 12V14L90 15V13ZM86 13H88V14H86ZM105 14V15H103V14ZM88 15V16H87ZM87 16V17H86ZM93 16V17H92ZM105 16V17H104ZM86 17V18H85ZM89 17H91L90 19H87V18H89ZM96 17V18H95ZM108 20H107V19ZM92 19V20H91ZM94 19V20H93ZM96 19H98V20H96ZM96 20V21H95ZM101 20H102V26H100L101 25ZM86 21V22H85ZM88 21V22H87ZM94 21H95V24H94ZM80 22H81V25H80ZM89 22H91V23H89ZM105 22V23H104ZM87 23H89L88 25H87ZM106 23H108V25H109V28L107 27L108 25L106 24ZM83 24V25H82ZM104 24V25H103ZM106 24V25H105ZM86 25V26H85ZM99 25V26H98ZM79 26H81V27H79ZM83 26L85 27V28H83ZM87 26H89L90 27V30H89V27H87ZM93 26L95 27V29L97 30H94V29H92L93 28ZM101 27L102 28H105V29H101ZM79 28L81 29V30H79ZM108 28V29H107ZM82 29H84V30H82ZM104 30V31H101V30ZM87 30V31H86ZM93 30V31H92ZM107 30H109V31H107ZM74 31H75V33H74ZM89 31H90V35L88 34V36H87V33H89ZM105 31H106V33H105ZM98 32V33H97ZM101 32H103V34L105 35L104 36V38L105 37H107V39L108 40H110L109 42L106 40V38L104 39L103 38V34L101 35ZM93 33V34H92ZM96 33H97V35H96ZM99 33H100V35H99ZM204 33V34H203ZM95 36V39H94V36ZM202 35L204 36V35H206V32H204V30L202 31ZM102 36V39L100 38ZM83 37V38H82ZM86 37V38H85ZM108 37H110V38H108ZM88 38V39H87ZM100 38V39H99ZM81 39H84L83 40V42H81L82 40ZM98 39V40H97ZM87 40V41H86ZM89 40V41H88ZM95 40H97V41H95ZM100 40V41H99ZM68 41H70V42H68ZM107 43H106V42ZM87 42H88V44H87ZM95 42V43H94ZM81 44V45H80ZM100 44V45H99ZM104 44H105V46H107V50L105 49L106 47L104 46ZM107 44V45H106ZM82 45L84 46V47H82ZM88 45V46H87ZM98 46L97 47V49L99 48V49H101V47L100 46H102V51H100L99 52V50L97 51V49L95 48L96 46ZM112 45V44H111ZM81 46V47H80ZM86 46H87V48H86ZM188 46H189V44H187V51H188V54H189V56H188V58L186 59V61H187V63L189 64V62H190V60H191V56L193 55V54H195L197 57H201V58H204L205 56H203L204 55V53L201 51V48L200 47H198V46H193V47H190V49L188 48ZM89 47V48H88ZM95 49H94V48ZM91 48V49H90ZM80 49H81V51H80ZM83 49V50H84ZM93 49H94V51H97V52H94L93 51ZM109 49L111 50V51H109ZM8 50V49H7ZM116 50V49H115ZM0 57L2 58V65H3V67L5 68V70L10 74V76H12V77H14V78H16V76H17V71H16V69H17V67H15L16 66V58H15V55H14V53H12V54H9L10 52H8V54H6L7 52H6V50H4V52L2 51V49H0ZM9 51V50H8ZM80 51V52H79ZM117 51V50H116ZM186 51V52H187ZM195 51V52H194ZM101 52H103V53H105V54H103L104 55V58L105 59H102L103 57V55H102V53ZM110 52H111V54H110ZM202 52V53H201ZM79 53H81V55H79ZM108 53H109V55H110V57L108 56ZM98 54H100L99 56H98ZM107 54V55H106ZM199 56H198V55ZM201 54V55H200ZM13 55V56H12ZM116 55H118L119 57H123L124 59H119L118 58V56H116ZM125 55V56H124ZM2 56H4V57H2ZM84 56V53H83V55H82V57ZM98 56V57H97ZM10 57H11V59H10ZM13 57V58H12ZM85 57V56H84ZM88 57H89V59H88ZM96 57V58H95ZM98 58V59H97ZM108 58V59H107ZM110 58V59H109ZM112 58V59H111ZM118 60H117V59ZM7 59V60H6ZM80 59H81V61H80ZM94 59H95V62H94ZM101 59V60H100ZM113 59H115V60H117L119 63L118 64H116L117 65V67L116 66H114L113 64H114V61H113ZM98 60H99V62H98ZM102 60H104V61H102ZM108 60V61H107ZM109 60L112 62V63H109ZM11 61L15 64L14 65V67L12 68L11 66H13V64L11 63ZM88 61V62H87ZM125 61H122L123 63H125L126 64V62ZM78 62V63H77ZM105 62V63H104ZM84 63V64H83ZM103 63H104V65H103ZM109 64V65H108ZM85 65V67L86 68H83V66ZM111 65H113L112 67H114L113 68V71H112V67H111ZM101 66V67H100ZM110 66V67H109ZM122 66H123V64H122ZM89 67V68H88ZM126 67V66H125ZM136 67V69H134ZM14 68H15V70H14ZM98 68H99V70H98ZM117 68V69H116ZM122 68V69H121ZM82 69H85V71H81ZM88 69V70H87ZM126 70V71H128V72H122L121 73V70ZM14 71V72H11V71ZM115 70V71H114ZM136 70V71H135ZM201 70L203 71V76L205 75V76H207V71H209V74L208 75H210V74H212V76H217L218 78H219V80L221 81H219L218 80V78L217 79H215V76L212 78V76H207V78H204L203 76H202V72H201ZM89 73H87V72ZM119 72V73H117V74H115L116 72ZM143 71V72H142ZM80 72H82V73H80ZM114 72V73H113ZM199 72V71H198ZM205 72V73H204ZM86 73H87V75H86ZM125 73V74H124ZM153 73H154V75H155V77L156 78H154V76H153ZM118 74H121V77H123L122 75H124V78L128 75H130V77H127V78H125V79H128L127 81L126 80H124V78L123 79H121V77L119 78V75ZM142 74L144 75V76H142ZM160 74V73H159ZM214 74V75H213ZM84 75V76H83ZM118 76V78L117 79H120V80H123V81H117V79L115 78L116 76ZM126 75V76H125ZM135 75V76H134ZM92 76H94V77H92ZM200 76H202V77H200ZM88 77V78H87ZM143 77V79H144V77H145V79L146 80H144V81H147L144 85H141L142 83H144L143 81H140V79L139 78H142ZM158 77V78H159ZM89 78H90V80H89ZM114 78V79H113ZM132 78V80L130 81V79ZM133 78H134V80H135V82L133 81ZM151 78H153V79H151ZM202 78H204V79H202ZM143 79H141V80H143ZM169 78H167V80H168ZM83 79H81V81H82ZM170 80V79H169ZM75 81H76V79H75ZM90 81V82H89ZM94 81V82H93ZM97 82V84H96V82ZM114 81V82H113ZM129 81V82H128ZM159 81H160V83H159ZM215 81H217L218 82V84H214V82ZM130 82L132 83V84H130ZM164 82V83H163ZM83 83H85V85H83ZM95 83V84H94ZM115 83V85H113ZM118 83V84H117ZM128 83V84H127ZM76 84V83H75ZM149 84H151V86H153V87H149L148 85ZM160 84V85H161ZM212 84V85H211ZM223 84V85H222ZM77 85V84H76ZM117 85V86H116ZM118 85L120 86V87H122V86H124V89H125V91L123 92V93H121L122 91H123V87H122V91H121V89H120V91L121 92H119V91H117L118 90ZM130 85H132V86H130ZM161 85V86H162ZM217 85H218V87H217ZM220 85H222L224 88H226V89H224L225 91H229V94H228V92H225L226 94H225V96L226 95H228V97L229 96H231V98L229 97V98H227V97H225L223 94V90H222V88L220 87L219 88V86ZM93 86H94V88H95V86L97 87V89H96V91H98V92H100V93H98V92H96V91H94L93 89ZM112 86L114 87V92H112ZM138 86V87H137ZM158 86V87H157ZM240 86H241V92H243L244 94L242 95L243 97L242 98H240L239 100H238V110H239V113H240V115H241V118H240V121H239V125H240V127H239V130L237 131V134H235L234 136L233 135H230L231 136V138L230 139H234V138H237V139H240V140H242V139H246V137H247V139H248V125L246 126V123L248 124V113H245L246 111H245V109H247L248 110V105H246V102H247V100H248V80L247 81H244V82H242L241 84H240ZM103 87H108L107 89L105 88H103ZM116 87V88H115ZM126 87V88H125ZM166 87H167V89H166ZM212 89H211V88ZM88 88H90V89H88ZM128 88V89H127ZM131 88V89H130ZM134 88V89H133ZM137 88H138V90H137ZM150 88V89H149ZM154 90H153V89ZM213 88H214V90H213ZM197 89H199V90H197ZM201 89V90H200ZM106 90V92H107V94H105V91ZM128 90V91H127ZM133 92H132V91ZM149 90V91H148ZM212 91V93L215 91L216 92V94L218 93V91H219V93L217 94V95H215V94H212L211 93V91ZM103 91V92H102ZM136 91H138V92H136ZM94 92H96V93H94ZM103 94H102V93ZM126 92V96H124V93ZM146 92H148V93H146ZM155 92V93H154ZM220 92H221V94H222V96H221V94H220ZM14 92H11L10 93V95H8V100H7V103H8V106H6V105H3V106H6L7 107V109L5 108L4 109V107L2 106V107H0V108H2L3 110H5L4 111V117H6L8 120H10V122H12V123H14L17 119H18V113L16 112V105H17V101H16V99L17 98H19V99H21L22 100V102L24 101V99H25V94L24 93H18V92H15L14 94H13ZM92 93V94H91ZM93 93H94V95H95V98L92 96L93 95ZM101 95V97H98L99 95ZM113 94L112 96L113 97H111L112 99H113V101H112V99L110 98V96H111V94ZM119 93H121V94H119ZM134 93V94H133ZM138 93V94H137ZM146 94H148V95H146ZM178 94H179V96H178ZM106 97V95H107V97L105 98L104 96ZM116 95H117V97H116ZM119 95H121V96H119ZM123 95V96H122ZM132 95V96H131ZM136 95H137V97H136ZM146 95V96H145ZM102 96L105 98V99H103L102 98ZM114 96H115V98H119V97H122L121 99L119 98V99H115L114 98ZM181 96V97H180ZM219 96H221L220 98H219ZM124 97H126V99L124 98ZM131 97V98H130ZM132 97H133V100H132ZM135 97V98H134ZM146 97V98H145ZM150 97V98H149ZM223 97H225V98H223ZM13 98H14V100H13ZM90 98V99H89ZM103 99L104 101H99V99ZM124 98V99H123ZM179 98V99H178ZM183 98H184V100H183ZM186 98V99H185ZM216 98H217V101H216ZM107 99V100H106ZM115 99V100H114ZM127 99H131V102H128V104H126L127 103V101H129V100H127ZM150 99V100H149ZM224 99H225V103L223 102L224 101ZM226 99H228V101L226 100ZM122 100L123 101H125V103L122 105V106H124V107H122V108H124L123 110H119L118 112H115L114 113V111H116L118 108H120L119 106H121L120 104H122L123 102H122ZM147 100H149V102L151 103V104H153L154 105V107L152 108L153 109V111H152V113H151V111L150 110H152L151 108H150V105L151 104H148V101ZM173 101V103H174V101L176 100L177 102H176V105H174L173 103H172V101ZM183 100V102H181ZM196 100V101H195ZM214 100H215V102H216V104H215V102H214ZM219 100V101H218ZM220 100H222V102H220ZM15 101V102H14ZM37 101H40V102H38V104L40 103H42V105H45L46 104V102L43 100H37ZM95 101H97L96 102V104L97 103H99L98 105H100L99 107H98V105H95ZM105 101H106V103L108 102V104H107V106H106V104H105ZM119 101V103H118V105H117V109H116V106H114V105H116L117 103L116 102H118ZM120 101L122 102V103H120ZM154 101V102H153ZM198 101V102H197ZM233 101V102H232ZM102 102H104V104L103 105H101V103ZM111 102L112 103H114V104H111ZM217 102H218V105L220 106V107H218L217 106ZM245 102V103H244ZM6 102H5V104H7ZM10 103V104H9ZM14 103V104H13ZM33 103V102H32ZM35 103V102H34ZM91 103H92V105H91ZM139 103V105H137ZM221 103V104H220ZM222 103L223 104H225V106L223 105V107H222ZM227 103V104H226ZM228 103H229V105H228ZM244 103V104H243ZM248 103V102H247ZM12 104V105H11ZM39 104V105H40ZM78 104H80L78 101H76V100H72V105L74 106V107H76L77 108V105ZM178 104V105H177ZM35 105H37L36 103H35ZM35 105H32V106H29L28 107V112H27V115H26V117L28 118H31V119H37V118H39V110L36 108L35 109ZM95 105V106H94ZM111 105V106H110ZM171 105V106H170ZM245 105V106H244ZM10 106H12L11 108H10ZM103 106V108H101ZM110 106V107H109ZM147 106H149V107H147ZM172 106H175V108L178 110L179 108H181V109H179L180 110V112L178 111V113H177V110H175L174 109V107H172ZM177 106H179V107H177ZM217 106V107H216ZM228 106H229V108H228ZM232 106V107H231ZM13 107H15V108H13ZM36 107H38V105L36 106ZM79 107V106H78ZM104 107H108L107 108V110H105L106 108H104ZM197 109H196V108ZM224 107H225V109H224ZM245 107H247V108H245ZM31 108H33V109H31ZM109 108H112V109H109ZM113 108H115L114 110H113ZM148 108H149V110H148ZM183 108V109H182ZM195 108V109H194ZM199 108H202L203 110H204V112L203 111H201ZM208 108V110H211V111H208L207 110V112H208V114H207V112H205L206 111V109ZM221 108H223V110L221 109ZM231 108V109H230ZM31 109V110H30ZM91 109V110H90ZM99 109V111L97 112V110ZM103 109V110H102ZM169 109H170V111H169ZM175 111H174V110ZM221 109V115H220V117L219 118H221L222 117V119H219L218 118V113H219V111L218 110H220ZM227 109V110H226ZM228 109H229V111L230 110H232L231 112H230V114H228L229 113V111H228ZM244 109V110H243ZM3 110H1V112H3ZM130 110H131V112H130ZM92 111V112H91ZM106 111H108V112H106ZM129 112V114H128V112ZM133 111V112H132ZM149 111H150V113H149ZM173 111V112H172ZM203 112V113H205V116H207V120L209 119V121L211 120H213L212 118H215V116H216V118L213 120V121H215L216 122V120H217V125H214L215 126V128H214V126H213V124L215 123V122H213L212 121V123H203L204 121L205 122H209V121H206L205 120V116L204 115H202L200 112ZM226 111V112H225ZM94 112V113H93ZM105 112H106V115H105ZM175 112V113H174ZM181 112H183V114L181 113ZM228 112V113H227ZM234 112V111H233ZM248 112V111H247ZM6 113V114H5ZM29 113V114H28ZM108 113V114H107ZM156 115H155V114ZM173 115V117H174V115L176 116V117H172V115ZM187 113H190V114H187ZM193 113V114H192ZM201 115L200 116V118H202L201 120H204V121H200V118L198 117V115L199 114ZM39 114V115H38ZM102 114V115H101ZM112 114V115H111ZM124 114H128V115H125V116H122V115H124ZM133 114V115H132ZM148 114H150V115H148ZM151 114H153V117H155V119L152 117V115ZM176 114H178V116L180 117V119H178L179 117L176 115ZM207 114V115H206ZM226 114V115H225ZM227 114H228V116H227ZM116 115V116H115ZM132 115V116H131ZM194 115V116H193ZM197 115V116H196ZM218 115V116H217ZM25 116V115H24ZM23 116V117H24ZM100 116H101V118H100ZM103 116V117H102ZM122 118H121V117ZM188 116V117H187ZM202 116H204V117H202ZM232 116V115H231ZM23 117L21 118V121L23 120ZM112 117V118H111ZM121 118V120H120V118ZM125 117V118H124ZM158 119H157V118ZM193 117V118H192ZM197 117V118H196ZM108 118V119H107ZM133 118V119H132ZM135 118H137V121L136 120H134ZM153 118V119H152ZM172 118V119H171ZM178 120H177V119ZM187 118V119H186ZM194 118H196V120L194 119ZM106 119H107V121H106ZM111 119V120H110ZM125 120L126 119V121L125 122H123L122 120ZM140 119V118H139ZM157 119V120H156ZM176 120V121H174V120ZM183 119H185L184 121H183ZM197 119L199 120L198 122H197ZM128 120V121H127ZM155 120V121H154ZM174 122H173V121ZM181 120V121H180ZM190 120V121H189ZM218 120H220V122H218ZM222 120H224V122L226 123H224L225 124V126L227 125V128H224L223 129V127H225V126H223L224 124H222L223 123V121ZM229 122V124L227 123V121ZM140 121H138V122H140ZM171 121L173 122V124L171 123ZM178 121V122H177ZM181 122V124H182V127H184L183 125H185V124H187V125H185V126H187V129H186V127H184V128H181V129H183V130H181L180 129V131L182 132V134H180L179 132H178V130H179V128L181 127L180 125L181 124H179L180 122ZM210 121V122H211ZM123 124H122V123ZM154 122V123H153ZM178 123V126H177V124H175L176 125V127L175 128H173V126H175L174 125V123ZM199 122H201L202 124H200ZM131 123V122H130ZM172 124V125H170V124ZM200 125H199V124ZM215 123V124H216ZM219 123H221V124H219ZM129 124V125H128ZM193 124V125H192ZM129 127H128V126ZM147 125V126H148ZM118 126V125H117ZM146 126V127H147ZM150 126V125H149ZM148 126V127H149ZM151 126H150V128H151ZM163 126V127H162ZM204 127V132L202 131V129H201V134L203 133V135H197L199 132H200V130H198L199 128H203ZM219 126L221 127V129L223 130H221V132H220V130L218 131V129H219ZM244 126V127H243ZM134 127H136V129L137 128H139V129H137V130H134ZM168 127H169V129H170V131H168L169 133H171L174 137L176 136V134L177 133H179V137H181L180 139H178V136H176V138H177V141H175V139H170V140H166V142L167 141H170V143L172 142H176L177 143V145L178 144H180V145H182L183 146V144H181L182 142H181V139L183 138L182 137V135H184V146L182 147L183 149H181L180 148V145H178L177 146V151L179 150V148L182 150H179V151H181V152H174L173 150H175L176 148H174V146H176V144H173V148L172 147H170V143H166V147L168 148H172V151H173V155L172 154H169L171 157H176L175 158V160L177 161L179 158H178V155H176V154H179V157H180V154H181V156L183 157L184 155H185V153L188 155V153H189V157H190V160L192 161V166H191V164H189V165H187V164H185L186 162H185V160L187 161L188 160V162H189V158L185 155V158L183 157V159H185V160H183L182 159V157H181V159H182V161L179 159V161H177L178 162V164L176 163V164H174V162H176L173 158V160L171 159H169V158H171V157H168L169 155H168V152H170V151H168L167 149H166V147L165 146H163V141H164V139H169L168 137H170V136H168V134H167V131L166 130H168ZM171 127V128H170ZM216 127H217V129H216ZM197 128V129H196ZM247 128V129H246ZM123 131H122V130ZM178 129V130H177ZM186 129V130H185ZM191 129H195L194 131H195V135H193L194 133H192L191 134V132L193 131H190ZM206 129V130H205ZM218 131H216V130ZM121 130V132H119V131ZM138 130H140L139 132H138ZM150 130V129H149ZM148 130V131H149ZM156 130V131H155ZM172 130V131H171ZM185 130V131H184ZM244 130H246L245 131V136L246 137H244V135H243V133H244ZM107 131H106V133H105V131H104V133H105V135H108L107 134ZM151 131V130H150ZM149 131V132H150ZM154 131H155V133H154ZM164 131V132H163ZM188 131V132H187ZM196 131H198V132H196ZM206 131H208V132H206ZM214 131H216V134H214L215 132ZM177 132V133H176ZM185 132H187V136L188 137H190L191 135H192V137H190V138H188L187 139V141H186V139H185V135H186V133ZM209 132H211L212 134H210ZM220 132V133H219ZM223 132V133H222ZM128 133V134H129ZM163 134L164 135V137H166V138H163V136H161L160 134ZM174 133V134H173ZM176 133V134H175ZM185 133V134H184ZM206 133V135L204 136V134ZM207 133H208V137H209V139H211V140H209L208 139V137H207ZM219 135H218V134ZM224 133H225V135H224ZM127 134V135H128ZM137 134V135H136ZM149 134V135H148ZM155 134V135H154ZM165 134H166V136H165ZM221 134H223L224 136H225V138L224 137H222V136H220ZM111 135V136H110ZM120 135V136H121ZM137 137H136V136ZM148 135V137H146ZM201 136L200 138L198 137H193V136ZM210 135V136H209ZM214 135H215V137H214ZM120 136H118V137H120ZM144 136L146 137V138H144ZM154 136V137H153ZM203 136V137H202ZM212 136V137H211ZM217 136V137H216ZM219 136V137H218ZM123 137V136H122ZM160 137H161V140H162V138H163V140L161 141L160 140ZM173 137V138H174ZM244 137V138H243ZM141 138V140H143L142 139V136L140 137ZM152 139V141H150V139ZM187 138V137H186ZM208 139V140H204V139ZM213 138H217V139H213ZM218 138H219V140H220V144H218L219 143V140H218ZM227 138V139H226ZM155 139V140H154ZM229 139V140H230ZM140 139H139V141H141ZM155 142H154V141ZM160 140V141H159ZM173 140V141H172ZM222 140V141H221ZM144 141H141L140 142V144H142V143H145ZM207 141V142H206ZM216 141H218V143H216ZM154 143V146H153V144L152 143ZM161 142V143H160ZM179 142V143H178ZM194 142H196L195 144H194ZM210 142V143H209ZM212 142V143H211ZM138 143V142H137ZM156 143V144H155ZM163 143V144H162ZM193 143V144H192ZM200 143V144H199ZM213 143H215V144H213ZM158 144V146L160 145V147L161 146H163L164 147V149L163 150H165V151H161L162 149H160V148H158V147H156V145ZM169 144V145H168ZM190 144H192L191 145V147L192 148H194V149H191L190 147H189V145ZM197 144H199V145H197ZM212 144V145H211ZM153 149V147H154V150H155V148H156V150L155 151H158L157 149H159V151L162 153V152H164L167 156H166V158H165V163H166V160H167V157H168V161H167V163L169 162L170 163V161L171 162H173V165L172 164H166V165H168V166H166L167 168H169V169H167L166 167H165V165H163L162 164V162H164V154H161V153H158V154H160V155H163L162 157L163 158H159L160 157V155L159 156H157L158 154H157V152H154V150H150V149H148L147 147H149V146ZM152 145V146H151ZM168 145V146H167ZM210 145V146H209ZM145 146V147H144ZM196 146H199V148L198 147H196ZM131 147H132V150H134V151H130L131 150ZM134 147V148H133ZM139 147V146H138ZM138 147H136V148H138ZM140 147V148H141ZM209 147H211V148H209ZM148 150H150L151 152H154L155 153V157H158V159L157 160H159V162H161V160L160 159H162V162L161 163H157V160H154L153 158H152V161H150L151 160V153H149V155H147V152L146 151H148ZM187 148H190L189 150L191 151V150H193V152L192 153H194L193 155H192V153L191 152H187L188 151V149ZM209 148V149H208ZM187 151H186V150ZM167 150V151H166ZM149 151V152H150ZM176 151V150H175ZM186 151V152H185ZM198 151V152H197ZM200 151V152H199ZM132 153L134 154V155H132ZM137 155H139V156H145V155H143V154H146V156H145V160L142 158V157H140L139 159H138V157L139 156H135L136 154ZM196 153V154H195ZM207 153V154H206ZM130 155V157H129V155ZM157 154V155H156ZM213 154H211V156L213 155ZM216 154V153H215ZM222 155H224V158H223V156ZM132 156H135V158L134 157H132ZM152 156H154L153 155V153H152ZM193 156H195V159L193 158ZM148 157H150V158H147ZM188 159H187V158ZM133 158H134V160H135V162H134V160H133ZM141 158H142V160H141ZM194 159V162H196V164H197V166L198 167H200L199 169L201 170V168H202V170H201V172L203 173V174H201V172L200 173H198L197 171H196V173L197 174H200V175H198V176H200V180L197 178V174L195 173H193L196 169H198V167H196V164L194 165V162H193V159ZM220 159V160H219ZM120 160H122V161H120ZM132 160V161H131ZM140 160V161H139ZM170 160V161H169ZM218 160V161H217ZM142 161V163L144 162H150V163H148L150 166H149V168H151V170H149L147 167H148V164L146 165V164H142V163H140ZM153 161H155V163L153 162ZM180 161L183 163V165H186V167L187 168H185L183 165H182V163H181V165L183 166L182 167V170H183V168H184V170L186 171V172H188L189 170H186V169H188V167H192L191 169L193 170H191L190 172L193 174H191L190 172V174L189 173H187V175L189 176H186L187 178H183V177H185L184 175H181V173L183 174V171L182 170H180L179 169V171H178V169H177V167H180L181 168V166H178V165H180ZM210 161H212V162H210ZM215 161H217V163L215 162ZM138 162V163H137ZM240 162H243V163H245V160L244 159H240ZM17 163L18 162H16V163H14V165H11V167L13 166L14 168H11V167H9V169L11 170V174L12 173H15V171H16V169H18V166L16 167V165H17ZM131 163L133 164V166L134 165H139V167L138 168H140V169H137V170H140V173H138L135 169L137 168H135V169H133L134 167L131 165ZM214 163H216L215 165H214ZM222 163V162H221ZM131 166H130V165ZM157 164L159 165V166H157ZM140 165H142V166H144V167H140ZM154 165V166H153ZM162 165V166H161ZM171 165L173 166L172 168H174V165H175V169H174V171L176 170L177 172H179L178 174H179V178H178V181H179V184L177 185V187L179 186V190L180 191H178V189L177 188H173L175 191V193L176 192H178V193H182V196H181V193L180 194H176V197L178 198V195L179 196H181V198L179 197V199L181 200L182 199V197L183 196H185V199H183V201L184 200H186V201H179L178 202V200L176 199V197L174 196L175 194L174 193H172L173 192V190L171 189V187L172 186H174V183L176 184V183H178V181H177V178H176V176H177V173H173L174 171H172V173H171ZM208 167H206V166ZM209 165V166H208ZM161 166V167H160ZM164 166V172L166 171V169L167 170H169L167 173H169L168 174V176H167V174H165L164 173V175H166L167 177L166 178H164L165 176L162 174V171H161V173L159 172V168L161 169L162 167ZM196 167V169H195V167ZM214 166V167H213ZM131 167H133V168H131ZM153 167V168H152ZM211 167V168H210ZM16 168V169H15ZM130 169V171H129V169ZM146 169V172L144 171V170H142V169ZM156 168H158V169H156ZM166 168V169H165ZM212 168H214L212 171H210V169H212ZM132 169H133V171H134V174H141V175H143L142 174V172L144 171L146 174H144L143 176H142V178H143V180H141L142 178H140L139 179V177L140 176H137L136 175V177H133L132 175H134L133 174V171H132ZM195 169V170H194ZM154 170V171H153ZM148 171V172H147ZM175 171V172H176ZM184 171V173H186ZM122 172V173H121ZM131 172V173H130ZM143 172V173H144ZM155 173V174H153V176L151 175V173ZM157 172H158V174H157ZM212 172H213V174H212ZM218 172V170L216 171V173ZM219 173V172H218ZM221 173V172H220ZM245 173V174H244ZM123 174V175H122ZM125 174V175H124ZM163 176H162V175ZM172 174H173V178H176L173 182L171 181V184H170V189H168V184H169V182H167L168 180V178H171V176H172ZM243 174V175H242ZM122 175V176H121ZM132 177H131V176ZM158 176L157 178H156V176ZM226 175H229V179L227 178L228 176H226ZM241 175H242V177H244V179L241 177ZM124 176V177H123ZM130 176V177H129ZM135 176V175H134ZM145 176L146 177H148L147 179H149V176L151 177L148 181H152V185L150 184L151 182H149V184L152 186V188L154 189V192L153 193H155V194H152V191H150V189H152V188H150L149 189V186H148V188L146 189V187H145V184L143 185V183L142 182H140V184L142 185V188L140 187V189H143V190H141V192L143 191V197L145 196V194H147V195H149L148 193H145L147 190H148V192L150 193V194H152V195H150V199L151 200H148V202L150 201L151 202V204L152 205H154V210H155V208L156 209H158V210H153L152 208H151V204H149V208L151 209V210H149V208L148 207H144L145 206V204L142 202L143 201V199H142V201H140V198L142 197V194L140 195V194H138L139 192H140V190H139V192L137 191L139 188H137V187H135V185H134V183H135V181H134V183H133V178L136 180V179H138V180H136L137 182L138 181H146L147 179L145 178ZM182 178H181V177ZM191 176H195L198 180H199V182H198V184H197V181H196V179L194 180V181H196L195 183L197 184V186H198V188H197V186H196V184L195 183H193L194 181H193V179L195 178H193V179H191L193 182H192V185H194V186H192L191 184H189V182H187V181H185V183L184 182H182L183 181V179H189L188 181H191L190 180V178H191ZM213 176V177H212ZM223 176H225L224 178H223ZM247 177V179H245L246 177ZM124 178V181H123V179H121L122 181V184L120 183V180H119V178ZM209 177V178H208ZM233 177V176H232ZM154 178H156L157 180H158V178L160 179V180H158L157 181V183H161L160 185H159V188L160 187H162L163 189L165 188L166 189V187H167V189H166V192H162L161 194L159 193V192H161V190H163V189H159V191L156 189L157 188V186H158V184L156 183V185H155V180L156 179H154ZM173 178H171V180H173ZM226 178V180H224ZM128 179H132V181H128ZM161 179H163V181H164V179H166L165 181L168 183V184H166V182L164 181V182H162V180ZM180 179H181V181H180ZM209 179V180H208ZM118 180H119V182H118ZM245 180V181H244ZM147 181V182H148ZM127 182V183H126ZM129 182H131L130 184L131 185H133V186H130V187H135V191H137V194L138 195H140V197L138 198V195L134 192L133 193V190L134 189H130V191H132V193L133 194H136L137 195V204L138 203H143V207H142V205L140 204V205H138L137 206V209H138V211H136V214H137V212H139V214H133V212L135 211V208H136V206L134 207V209H133V206L135 205V203H132V202H136V200H135V197H134V195H132L134 198H133V200L134 201H130V199L132 200V198H131V194L128 196L127 194H129L130 193V191L128 192V189L130 188L129 187ZM188 184H187V183ZM202 182H205V183H203L202 184ZM139 183V182H138ZM199 183L201 184V193H202V191L203 192H205V194H203L204 195V197L206 196L207 198H211V200L213 201V199H214V201L216 200L217 202L216 203H222V200L224 199V204H225V206L227 205V207H230V206H232V207H230L231 209H234V212L236 213L235 215H231V216H233L232 218L235 220V218H236V222H234V220L231 218V220H228L229 218L227 217H224L223 215H225V213L219 208V207H216V205H214L216 208L214 209L215 210V212H214V210L212 211V208H214V206L213 205H210V204H207V202L209 203V201H207L206 202V206L203 204L204 203V199H202L203 198V196L202 195H200V191H199V194H198V196L199 197H196L197 195V193H198V189L200 188L199 186ZM245 183V184H244ZM120 184V185H119ZM126 184H127V186H126ZM137 184V183H136ZM140 184H138L139 186H140ZM173 184V185H172ZM186 184L187 185H191L192 186V189L194 188L195 190H193V191H191V192H193V193H191L190 194V190L188 191L189 193H185L187 190H186ZM162 185V186H161ZM164 185V186H163ZM167 185V186H166ZM172 185V186H171ZM181 185H185V192H183L182 191V189H184V186L183 187H181ZM203 185H206L207 186V188H206V186H205V188H204V186ZM138 186V187H139ZM143 186H144V188H143ZM147 186V185H146ZM228 187L229 186H231V183H230V185L228 184L227 185ZM114 187V186H113ZM175 187H176V185H175ZM231 187V188H232ZM137 188V189H136ZM188 188V187H187ZM225 188V189H224ZM146 189V190H145ZM189 189H191V188H189ZM204 189H206V190H204ZM215 189H216V191H215ZM120 190H122V193H120L121 191ZM158 191V193H156L157 191ZM200 190V189H199ZM208 190V194H206V191ZM223 190L224 191H226V192H223ZM125 191H127V193L125 192ZM156 191V192H155ZM164 191V190H163ZM172 191V192H171ZM194 191L196 192V193H194ZM228 191V192H229ZM215 192H216V194H215ZM234 192V191H233ZM245 192V193H244ZM145 193V194H144ZM169 193V195H167ZM171 193V194H170ZM217 193H219L218 195H217ZM124 194H125V196H124ZM157 194H159V197L157 196V198L154 200V198H151V197H154V195L156 196ZM165 194V195H164ZM172 194H174V195H172ZM185 194V195H184ZM188 194H190V195H192V196H190V195H188ZM215 194V195H214ZM221 194V195H220ZM146 195V196H147ZM160 195H162V196H169L168 198H167V200H165V198L163 199V198H161V196ZM171 195V196H170ZM229 195V196H228ZM241 195H243V196H245V197H243V196H241ZM108 196V197H109ZM128 196V197H127ZM173 196V197H172ZM187 196H189L188 198H187ZM202 196V197H201ZM209 196V197H208ZM216 196V197H215ZM221 196H222V198H221ZM237 196V197H236ZM124 197H127V198H124ZM192 197V198H191ZM121 198V197H120ZM145 198V201L147 202V199H148V196H147V198L146 197H144ZM159 198V199H158ZM171 198H174L173 199V201H175V203H176V206L178 205L177 203H179V205H180V203L182 204L181 206H183V207H180L179 205V207H180V209L182 208V211L184 212V217H185V220H184V222L182 223V220H181V217H180V212H181V210L179 211L178 209H177V213H176V216H177V214H179L178 216H179V218H177L176 216H175V209L174 210H172L173 208H171V206H172V199ZM184 198V197H183ZM187 198V199H186ZM217 198V199H216ZM231 198V199H230ZM235 198L236 199H238L237 201H238V205H237V201L235 200ZM242 198H245V200H242ZM110 199V200H109ZM125 199H127V200H125ZM157 203L158 201L160 202L159 204H157V205H155V202H153V200ZM158 199V200H157ZM190 200L191 202L190 203H188L189 205H187V202H189V201H187V200ZM198 199V200H197ZM231 200L230 201V205H228V203H229V201L228 200ZM122 200V201H121ZM157 200V201H156ZM161 200H163V201H161ZM193 200V201H192ZM207 200V199H206ZM239 200H240V202H239ZM140 201V202H139ZM165 201L167 202V204L165 203ZM172 201V202H171ZM195 201V202H194ZM221 201V202H220ZM127 202H128V204H127ZM131 202V203H130ZM147 202V203H148ZM162 202H164L165 204H166V208H163V206L164 205H162V204H164V203H162ZM194 202V206H193V208L191 209V206L193 205V204H191V203H193ZM203 202V203H202ZM146 203V204H147ZM168 203H169V205H168ZM175 203H173L174 205H173V207L175 206ZM201 204L202 205V209L204 208H206L207 209V207L208 206H210V211L211 212H214L215 214H216V216H215V214H214V216L213 215H211L212 213L209 211V213H205V214H207L206 216H208V218L210 219V221H211V226H214V228H212L211 227V229H208V227H205L206 225H205V214L203 215L202 214V212L204 211H207L206 209L205 210H203L202 211V209H201V211L202 212H200L201 214H199L198 215V208L195 210V204H196V206H198V204ZM213 203V202H212ZM227 203V204H226ZM241 203V204H240ZM134 204V205H133ZM223 204V203H222ZM246 204V205H245ZM159 205V206H158ZM186 205L187 206H190V207H186ZM237 205V206H236ZM156 206V207H155ZM161 206V207H160ZM168 206V207H167ZM175 206V207H176ZM200 206V205H199ZM204 206V207H203ZM213 206V207H212ZM223 207L224 208V210L225 209H228L227 207ZM238 206H240V209H239V207ZM159 207V208H158ZM174 207V208H175ZM179 207H177V208H179ZM195 207V208H194ZM183 208H184V210H183ZM189 208V210H190V212L191 213H189V211L187 210V213H188V217H187V213H186V209H188ZM200 208V207H199ZM209 208V207H208ZM218 208H219V210H218ZM238 208V209H237ZM242 208V209H241ZM111 209V210H110ZM114 209V210H115ZM136 209V210H137ZM145 209H147V210H145ZM164 209V210H163ZM109 210V211H108ZM124 210V212L125 213H127V215L125 214V216H127L128 217V215L129 216H131L130 217V219H134L135 221L134 222H132V224H131V222H130V220L127 218V217H125L124 215H122L123 217L122 218H120L121 216L119 215V214H121V211H123ZM134 210V211H133ZM142 212V213H140V211ZM150 211V213H149V211ZM152 210H153V212H152ZM164 211V212H161V211ZM200 210V209H199ZM209 210V209H208ZM247 210V212H245ZM157 211V212H156ZM174 213H173V212ZM193 211H195V213H196V215H198L200 218H201V220H204L203 222L204 223H199V222H201V220H200V218H197L198 216H196L195 215V213H193ZM221 212V214H222V216H223V218H222V216H218V215H220L219 213ZM226 211V210H225ZM241 211H244V212H241ZM10 215H9V226L11 225V223L15 220V218L19 215V216H21L22 214H23V210L22 209H18V210H10ZM155 212V213H154ZM219 212V213H218ZM238 212V213H237ZM135 213V212H134ZM154 213V214H153ZM161 214V215H157V214ZM193 213V214H192ZM211 213V214H210ZM241 213H243L244 214V216H241V215H243V214H241ZM132 214V215H131ZM141 214V215H140ZM142 214H143V216H142ZM144 214H146L147 215V217H146V215H144ZM154 216H153V215ZM156 214V215H155ZM183 214V213H182ZM135 215H136V217H135ZM189 215H191V216H193L192 217V219L193 218H195V219H199V221L197 220V222H196V220H192L191 219V216L189 217ZM202 215V216H201ZM138 216V217H137ZM158 216H161V218L160 217H158ZM230 216V215H229ZM125 217V218H124ZM134 217V218H133ZM139 217L141 218V220H142V222L140 221V219H139ZM143 217H144V221H143ZM183 217V218H184ZM202 217H204L203 219H202ZM217 217H219L218 219H217ZM240 217V218H239ZM128 219L127 221H128V223L130 222V224H129V226H127L128 224H127V222H126V224L127 225H123V223H125V222H122V221H124L125 219ZM168 218H169V220H168ZM190 218V219H189ZM207 218V217H206ZM207 218V219H208ZM214 218V219H213ZM121 219V220H120ZM124 219V220H123ZM139 219V220H138ZM153 219H155V221L153 220ZM161 220V221H163L164 222V224H163V222H161L162 224H163V226H162V224H160V222L159 221H156V220ZM189 219V220H188ZM206 219V221L208 222L209 220H207ZM217 219V220H216ZM230 222L231 221V225L232 226H235V227H237L236 229H238L237 230V233H239L238 234V237H237V235H236V237L237 238H235L234 240L232 239V237L234 236H232L231 237V233L233 232L232 231V229L234 228H232L231 229V227L232 226H230V223L227 221V220ZM241 219V220H240ZM137 220H138V222L140 221V223L139 224H141V226L139 225L138 226V229L136 228L137 227V225H138V222H137ZM193 221L194 223H192L193 225H191V222L190 221ZM219 220H222L219 224H218V222H219ZM117 221V222H116ZM120 221V222H119ZM126 221V220H125ZM146 221V222H145ZM153 221L156 223H153ZM186 221H189L190 222V227L188 226V223L186 222ZM241 221H243V223L241 222ZM245 221V222H244ZM206 222V224L208 225V223ZM115 223V224H114ZM152 223V224H151ZM158 223H159V225H158ZM175 223V224H174ZM197 224V223H199V224H197L199 227H200V225H203L202 227H196L197 228V231H196V233L198 232V236L196 235L195 236V230L196 229H194V224ZM213 223V224H212ZM229 223V224H228ZM236 223V224H235ZM120 224V225H119ZM135 224V225H134ZM137 224V225H136ZM221 224V227L219 226ZM234 224V225H233ZM239 224V225H238ZM242 224V225H241ZM114 225V226H113ZM122 225V227H123V229H122V227H117V226H121ZM130 225H132V226H130ZM151 225H152V228H150L151 227ZM153 225H154V227H153ZM164 227V225H165V229L163 228L162 229V227ZM172 225H173V227L176 225V227H172ZM113 227V228H108V227ZM124 226H126V227H124ZM178 226V227H177ZM186 226H188L187 228H186ZM209 226V225H208ZM230 227V229H231V231H230V229H228L229 227ZM129 227H132V228H130L129 229ZM223 227V228H222ZM226 227V228H225ZM240 227V228H239ZM118 228H121V229H118ZM143 227H142V229H143V231L145 230ZM158 228V229H157ZM191 228H192V230H191ZM174 229V230H173ZM176 229V230H175ZM185 229H186V231H185ZM222 229H224L225 231H223V233H225L226 232V234H223L220 230H222ZM235 229V230H236ZM122 230V231H121ZM128 230V231H130V232H128L127 231V233L126 234H124L126 231ZM135 230H137L138 231V233H137V231H135ZM140 230V231H139ZM187 230H188V233H187ZM202 230V231H201ZM32 231H33V227L31 226V224L30 225H26V226H24V228H23V230L22 231H19V232H15L14 233V241H19L20 240V242L21 241H27V240H29L30 239V237H31V235H32ZM118 231H120V237H119V232ZM146 231V230H145ZM186 232V233H184V232ZM220 231V233H218ZM231 233H230V232ZM118 232V233H117ZM153 232H155V234H158V232H156V231H153ZM152 231H151V233H153ZM173 232V233H172ZM177 232V233H176ZM209 232H212V234L211 233H209ZM235 232V231H234ZM233 232V233H234ZM116 233V234H115ZM134 233H136V235L134 234ZM142 233V232H141ZM163 233V234H162ZM221 233H222V235L223 236H220L221 235ZM230 233V234H229ZM232 233V234H233ZM18 234H21L22 235V237H21V239H17V236H18ZM154 234V233H153ZM161 234V235H160ZM165 234H167L166 236H165ZM185 234H188V235H186L185 236ZM190 234V235H189ZM115 235H116V237H115ZM130 235V236H129ZM133 235H135L134 237H132ZM163 235V236H162ZM170 235H172L173 237L171 238V237H169ZM204 235H205V233H204ZM130 237V241L128 242V241H126L129 237ZM166 237V238H162L161 239V237ZM167 236H168V238H167ZM189 236H191V239H190V237ZM209 236L211 237V238H209ZM224 236H226V237H228V238H223ZM246 236H248V235H246ZM113 237L112 238H110V239H113ZM126 237H128V238H126ZM242 237H244V238H242ZM119 238V239H118ZM158 238V239H157ZM170 238L172 239V241H170ZM196 238H197V240H196ZM222 238V239H221ZM121 239V240H120ZM138 239V240H137ZM166 239H168V241L166 242ZM239 239V240H238ZM240 239H241V241H240ZM129 240V239H128ZM137 242V243H135L134 244V242L135 241ZM150 240V241H149ZM165 240V241H164ZM187 240H188V242H187ZM198 240H200V242H202V243H199V241ZM204 242H203V241ZM209 240V241H210ZM238 242H237V241ZM246 240V241H245ZM174 241V242H173ZM189 241H191V243H189ZM229 241H230V244L232 245H230L231 247H228L229 246ZM127 242L129 243V244H127ZM169 242H171V243H169ZM198 242V243H197ZM240 242H241V244H240ZM124 243H126V245H124ZM133 243V244H132ZM165 243V244H164ZM167 243H169L170 245H166ZM214 243V242H213ZM225 243H227L226 245H225V249H227V250H225V249H222V248H224V244ZM239 243V244H238ZM246 243V244H245ZM152 244V245H153ZM159 245V247L158 248H160V250L157 248V246ZM165 246H164V245ZM186 244L188 245V246H186ZM199 244L202 246V247H200V249H199ZM118 245H120L118 248H116ZM124 245V246H123ZM132 245V247L134 248H136L135 250L133 249V250H131L132 249V247H130ZM138 245V244H137ZM171 245H172V247H171ZM191 245V250H188V249H190V246ZM206 245V244H205ZM221 245H223V247L221 248ZM245 245V246H244ZM146 246V245H145ZM167 246V247H166ZM207 246V247H208ZM110 249H109V248ZM154 247H156V249L154 248ZM165 247H166V249H165ZM172 249H171V248ZM176 247V246H175ZM187 247V248H186ZM196 247L198 248V249H196ZM226 247H228V248H226ZM150 248V249H149ZM186 248V249H185ZM122 249L124 250V251H122ZM148 249V250H147ZM151 249H153L154 250V253H153V251L151 252ZM165 249V250H164ZM201 249L202 250H204V252L202 253L201 252ZM212 249H214V248H212V246H211V250ZM174 251V254H173V251ZM197 250H200V251H198L199 253H201V254H199V253H196L195 251H197ZM211 250H210V252H211ZM111 251H112V253H111ZM135 251V252H134ZM150 251V252H149ZM155 251H157V253L155 254ZM189 251V252H188ZM205 251H207V254H206V252ZM221 251H223V253L221 252ZM245 252H244V254H242L243 256L241 257L242 259H244V260H242L245 264H248V250H244ZM105 252V253H106ZM115 252V253H114ZM121 252V253H120ZM130 252V253H129ZM134 252V253H133ZM140 252L142 253V250H140ZM140 252H137L136 254H139ZM194 252H195V254H197V257L195 258V254H194ZM212 252H213V250H212ZM211 252V253H212ZM227 252H228V254H227ZM116 254L117 253V255H114V254ZM151 253H153V254H151ZM164 253V255H162ZM205 253V254H204ZM215 253V252H214ZM118 254H119V256H118ZM199 254V255H198ZM204 254V256H202ZM226 254V255H225ZM108 255V256H107ZM186 255V256H185ZM207 255V256H206ZM115 256H117V257H115ZM124 256V257H123ZM150 256V257H149ZM170 256H172V258H170ZM108 257V258H107ZM120 258V261H119V258ZM135 257V256H134ZM149 257V258H148ZM204 257H205V260H203L204 259ZM209 259H208V258ZM117 258V259H116ZM128 258V259H127ZM133 258V257H132ZM197 258H198V260H199V262H197ZM200 258L202 259V260H200ZM247 258V260H245ZM122 259V260H121ZM168 259V258H167ZM221 259V260H222ZM119 261V262H118ZM127 261V262H126ZM175 261H172V264H176V262ZM201 261H202V263H201ZM214 261V262H213ZM225 261V260H224ZM124 262V263H123ZM187 262V263H186ZM197 262V263H196ZM160 262L158 263V264H161ZM227 263H229L230 264V261L228 262L227 261ZM226 263V264H227ZM171 264V263H170ZM216 264V263H215ZM224 264H225V262H224Z\"/></svg>",
    "mask_w": 264,
    "mask_h": 264
}]
</instances>
